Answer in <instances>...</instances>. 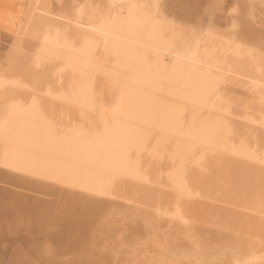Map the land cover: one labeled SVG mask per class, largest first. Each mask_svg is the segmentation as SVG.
<instances>
[{"label":"rangeland","instance_id":"obj_1","mask_svg":"<svg viewBox=\"0 0 264 264\" xmlns=\"http://www.w3.org/2000/svg\"><path fill=\"white\" fill-rule=\"evenodd\" d=\"M255 1H256V4L254 5V7L253 6L251 7L247 0H221V1L220 0H212V1L211 0H0V65H2L3 68H5L4 71L2 70V72H0V84H1L0 85V89H1L0 91L3 92V91H5L4 89L11 88L12 90L14 89V90H17V91H19L21 93H25V92H27L28 94L30 93L29 97L36 98V96L39 95L38 98H40V99H37L38 100V102L36 103L37 105H34L33 107H29L28 106V107H25L23 109L24 115H21V116H24L25 120H27V121L25 122L23 119H22L23 122L19 121V125H23L21 127L24 130L20 129V131L22 133L21 134H17V136L19 135L18 136V139H19L18 143H16L17 144L16 145V149L18 150V152H17L18 159L16 160L14 158L10 162L12 164V166L15 167V171H13L14 174L12 176L13 178L11 177L9 179L10 181L6 180V175H7V171H8L7 168L9 166H8V164H6V162L4 160H2V161L0 160V233L4 234V235L10 233L11 236H12V241L10 243H8V240L5 239L6 236L0 235V264H36L37 262H38L37 264H65V263H67V264H90V262L92 264H101V262H102V264H110L111 263V259L109 258L110 255L108 254L109 256L107 255L108 257L107 258L105 257L106 254L108 253L110 247H112V248L116 247V248H119V250L120 249L121 250L129 249V248H126L127 247L126 245H128L126 243H128V242L130 243L133 240L134 237L131 236V235H133V233H134L133 236H136L137 227L138 226L140 227L143 224V227L145 229L146 223L144 222V220H145L144 218H147L145 216V214L150 212V211L157 210L159 208V206L160 207H164V204L166 202L164 201L163 195L159 194V196H158V193L161 192L163 194L164 191L162 189H164V188H162V186L165 187L164 184L166 185V183L168 181H170L168 177H171V174H172V176L173 175L177 176L178 172L180 173V171H178V169L176 168L179 165H177L178 162H176L174 160L175 157L173 156L172 151L168 152L166 148L162 149L164 147L163 146L164 144L162 143V139L161 138L164 135H166V134H168V135L173 134V132L176 129H178L176 132H179V134H180V131L183 128H185V126H186V128L183 129V131L181 133L182 134H186L188 137L192 136V139H194V141L197 140L198 142H202V140H201V137H202L201 132L202 131L201 130L204 127H202L201 122L199 123V121L198 122L195 121L196 119L194 121H193V119L192 120L189 119L187 121L185 119L187 125H188V123H190L192 121L191 123H193V125L195 126L194 127L192 124H190L191 126L188 125V128L189 127L193 128V129L189 128L191 130V131H189V130H187L188 129L187 125L184 124V122H185L184 118H182V117L180 118L179 117V120H178V118H176L175 121H174V119L172 118L173 114H171V112H168L169 114L165 113L164 112L165 110H164V111H161L163 113L160 112V114H158L157 117L159 118L161 116V114H162L161 117L162 118L164 117V118L160 119V120L162 122H164V123L166 122V123L162 125L161 124L162 122H160V123L158 122L159 123L158 124L156 122V120L158 119L157 117H156L157 119L156 118H154V119L151 118V122L152 121H154V122H152L153 126L150 127L151 129H153L154 125H155V122H156L158 125L156 124L155 128L158 129L159 127H161L159 129H160V132L162 134H159L158 131H157L158 133L156 131H154L155 134H153V131H152V133H148V131H147V133H145V131H143L145 134L142 133V132L140 133V131H139L138 133L134 132L129 137V138H132L133 141H135V140L139 141L140 140L139 142L136 141L135 143L134 142L132 143V140L130 139L131 141L129 142L130 143L129 147H131V148L128 147L124 151L126 153L125 154L126 156L122 155L123 158L126 157V159H127V156H129V155L131 156L132 154L134 155L135 159H133V155H132L131 158L129 156V158L127 160H125V158H124L125 161L123 160L124 163L128 162L127 163L128 166L127 165L126 166H127V169H130V171L129 170H125L126 167H125V165H122L124 163L121 160V162H118V163L115 164V166L117 167L118 164L122 163V164H120L121 166L118 165V166H120L118 168H120L121 170L120 169L119 170L115 169V170H117V171H114V172H116V174L113 173V170H114L113 167L109 166V168L111 167V169H112V176L109 175L108 172H106L107 174L104 177L103 172H101L102 170L100 169L99 164H95V166H94V164H91V165H88V166H85V167H81V170L78 169L77 171L74 172L72 162L70 161L71 159H69L68 161H66V159H65V161H62V163H59V167L56 168V171H55L54 164H52L53 161L51 160V158L48 157L46 149H48L47 151H51V149L53 151L59 150V149L56 150V147H57L56 144H61L63 142L64 143L69 142L70 138H73L72 136L76 135V133H79V135L82 134L80 136H82L83 138H85L89 142L91 141V143L93 142L92 144L97 146L98 143H99V139L96 136V134L101 132V128H103L102 127V123H103L102 122L103 121L102 117H103V112H104V106H106L108 104V99L106 100V98H109L111 96V92H113L114 89H116L117 85L119 86L122 83V81H124V79H126V78L128 79V77H129L127 72L123 71L124 69H122V68H120L119 66L116 65V61L117 60H115V62H114V58H115L114 56H117L116 59L118 58L117 50H115L116 51L115 52L114 51L115 47L113 46V44L112 43L110 44L109 40L105 39V38H108V34L110 33V30H115L114 31L115 36L116 35L119 36L118 40H120V41L124 40L123 42H125L126 45L129 44L128 43L129 39L127 37L130 34H131L130 35L131 36V39H130L131 41L133 39H135V36L136 37H139V36L145 37V35L146 36L148 35L145 38H148V39L150 38L149 39V42H150L151 36L155 37L158 33H160L162 35H164L166 33L165 36H162V35L159 34L161 38L159 37V35H157L156 36L158 38L157 40H156V38L153 37L152 39H154L155 41L151 40V42L149 43L150 46L152 44L153 45L158 44V42H159L158 40L160 39V41L162 40L161 42H159V44L161 45L160 47H162V48L166 47L165 48L166 50L162 51V49H161V51H162V58L161 59L166 58V56H168V55H169V58L170 57L171 58L167 59L168 58L167 57L166 60H164V59L162 60L163 64H161V67H163V68H161V69L165 73L177 72L178 71V74H179V71H180L179 70L180 69L179 68V61L176 58L177 55L175 56L173 54L174 52H172V50L169 49L170 46H169V48L167 47V44L169 45V42H172V41L175 42L176 41L175 43H177V39H175L176 37L179 38L178 40H180V42L178 41L179 44L177 43L179 46H180L181 43H185L186 44V45L185 44L184 45L181 44L180 47L187 46L188 50H190V55H191V53L193 54V55L190 56L193 60H194L195 57L198 58V59L199 58L201 59V57H202V60L199 59L198 61L203 62V59L207 60V62L209 61L208 63H205L206 61H204L203 62L204 64L203 63L200 64V67L202 69L204 68L205 70L210 71L212 67L216 68L215 70H214V68L211 70L212 73H213V71L214 72L216 71V73H214V75H213V77L215 76L214 79L215 80H219V79L222 80L221 79V77H222L223 80H225V81H222V84H224V83L225 84L223 85V87L220 88V90H222V91H220L219 93H216L215 96H213V94L210 95V96L212 98H214V97L215 98H219L218 101L223 103V105H227L228 107L230 105H233L234 103H236L235 101L238 99L237 102H239V101L240 102L236 103L234 105V106H236V109H235V107H234V109L236 110V113H239L241 116H237L236 119H233V121H235V122L232 121L230 123L231 126H232V124H233V126L232 127L230 126L231 130H229L228 135H226L228 141L226 140V136H225L224 132H222V130H220L222 132L221 133L222 135H220V133H219V135L221 136L220 143L215 145V147L217 146V149H215V153H213V155L215 157L211 156L212 153H210L208 151V149L205 148V146L203 145V142H202L201 143L202 147L200 146V149L198 151L190 153L188 155V158L186 159L185 163H187V164L189 163V165H187V168L195 177L197 175H198V177H200V178L196 177L197 179L201 180L202 177H204L205 175L208 176V178H210V180H207L208 178L206 176L203 178V179H205V181L207 180V181H209V183L210 182L212 183V187L209 185L208 182L205 183V184L208 183L207 186L204 185V183H203L202 185H204L206 187V188L204 187L206 190H203V191H210L211 190L210 193L215 194V196H217V197H219V196L223 197L224 196L223 199L221 198L222 201L226 200V199L224 200V198H228L225 201L226 203L224 202L225 203V210L228 207L227 208L228 211L227 210L223 211V210L219 209L220 211H222L221 214H223V217L221 216V214H218L217 218H220V219L223 218L222 220H224V221H226L227 219L228 220L230 219L229 222H231V223L236 221L235 216H234L236 214L233 213L234 211H232V210H235V211L238 212L239 210H237V209L238 208L241 209V205H240L241 203L237 200L238 198L234 202L231 201V200L234 199L233 198L234 197L233 193H236L237 195H240L242 193L241 197L243 196V199L242 198L239 199L240 201L241 200L244 201V202L245 201L247 202V200L250 201V202L248 201L249 203L248 202L247 203H243L241 201L244 204L242 209H241V211H242L241 214H243V212H244V216L247 213H249V214L253 213V215H254V213L258 210V206L260 205V203H262L260 206L261 207L263 206V208H264V199H263L264 195L261 194V193H264V192H261L263 190L261 188L262 185L264 187V176H262V175H264L263 174V171H264V151H263L262 148L260 149L256 139L254 138V135H255L256 138H261V136H262V138H264V118H263L264 117V112L258 107V104L255 102V100L257 99V96L255 95V93H254V98H256V99L248 98L247 94L243 93V91H242L243 89L240 88V86L242 87V85H241L242 81L239 80V78L236 76V74L233 75L234 73H231V76H229V74H227L226 72L224 73L222 71L228 63L230 64V67H232L233 70L239 69V67L241 68L243 66H244V68L249 69L244 63V61H245L244 60V57H245L244 55L249 57L255 63L259 61L258 62V64H259L260 61H261V64H264L263 63V61H264V4L262 2H260L259 0L258 1L255 0ZM257 2H259V3H257ZM88 7H89V11L87 10ZM204 8L206 10H208V12H209L208 14H209V16H211V18L209 17V19H211L210 21H212L211 27L213 29V34L215 36H217L216 39L219 40V42H221V44L224 43L223 45H226L227 47L230 46V47H228V49H229L228 52L229 53L227 51L224 52L223 48H222L223 45L221 46L215 39H213V40L210 39V41L208 40V42L210 43V45H208L209 43H207V40L204 39L203 36L199 33L200 32L199 30L201 28H200V23H199L200 21H198V17H199L198 14ZM199 9H201L200 12H199ZM195 12H198V14L195 13ZM235 13H237V14H235ZM82 14H83V16H82ZM84 14H86V15H84ZM84 16L86 17L85 19H84ZM87 16L89 18L91 16L93 17L94 22H95V29H93L92 32L84 33L82 27L85 26L86 21L88 20ZM118 16L120 17L119 18L120 21L118 20ZM150 16H152V17H150ZM95 17L97 19H95ZM153 17H155V18H153ZM98 18H101V19H98ZM114 18H116V20H114ZM149 18H151V19H149ZM185 18H187V19H185ZM194 18H197V19H195V20H197V23L194 21ZM133 19H134V21H133ZM144 19H146V21H145L146 23H144ZM83 20H85V21H83ZM97 20H100L101 22L97 21ZM110 20L111 21L114 20V21L111 22ZM117 20H118V23H119V25L121 27L120 28L121 32L119 31V29L116 32L117 27H115V29H112V25H113L114 22H115L114 26H116V24H117V26L119 27L118 23L116 22ZM148 20H152L153 22L151 23V21H148ZM108 21H109V23H108ZM120 22H122V24H120ZM157 22L159 24H161V25H159ZM141 23H143L144 25L141 26ZM162 24L164 25V28L162 27ZM145 25L147 26V28H145L146 27ZM166 25H167V28L168 27L171 28V29H169V31L166 30L167 29ZM184 25H185V27H183ZM192 25L195 26V27H193V29H191ZM76 26H78L79 29H78V27L76 28ZM80 26H81V28H80ZM188 26H189V28H188ZM160 27L163 28V29L161 30ZM126 28H128L130 32L125 30V33H124V29H126ZM130 28H131V30H130ZM154 28L156 29V31H157L156 33L157 34L153 33V32H155ZM195 28L199 29L198 31L196 30V34L197 35L194 34L195 33L194 32ZM214 28H217V30L214 29ZM136 29H137L138 32L136 31ZM146 29H147V31H149L150 29H152V30H150L148 33L147 32L143 33L144 36H143V34L141 35V33L143 31H146ZM105 30H107V31L105 32ZM172 30H173V32H172ZM79 31H80V33H79ZM103 31H104L105 34L108 33V34H106L105 38H103L105 36V34H104V36L102 34ZM162 31H165V32L163 33ZM220 31L221 32L223 31V32L220 33ZM133 32H136V33H133ZM170 32H172V33H170ZM138 33H139V36H138ZM149 33L151 35H149ZM85 34H87L88 37L85 36ZM123 34H126V36H124ZM152 34H154V35H152ZM199 34L201 35V38L203 39V41L206 40L205 42L208 45V47H210L209 48L210 51L207 50L208 49L207 46L204 49L206 44H205V42L202 41V39H200V35ZM217 34H219V35H217ZM77 35H78V37H77ZM112 35H113V33H112ZM180 35H182V38H181ZM183 35H184L185 38L183 37ZM186 35H187V38H186ZM191 35H192V37H191ZM222 35H224V36L226 35V36L222 37ZM79 36H81V37H79ZM82 36H84V37H82ZM196 36L198 37L197 41H196V38H197ZM173 37H175V38H173ZM170 38L175 39V41L173 39H172V41H170L171 40ZM191 38L193 40H191ZM222 38H224V39H222ZM249 38H251V39H249ZM186 39H187V41H186ZM220 39L224 40V42L221 41ZM164 40H166L167 43H165ZM183 40L186 41L187 43L184 42ZM226 40H227V42H226ZM96 41H98V42H96ZM188 41L197 42V44H199V45L202 44L204 46L203 47L201 46L202 47L201 48L198 45L197 47H199V48H197V51H196L195 45H197V44L196 43H192V42H188ZM88 42H89V44L87 45V47L90 45L89 48H87L86 45H84V44H87ZM105 42H106V44H108L107 46H106V44H103ZM133 42H131V45L133 44ZM162 42L164 44H162ZM199 42H201V44ZM215 42H217L216 45H215ZM66 43L68 45H70L71 47L68 46ZM82 43H83V45H82ZM92 43H94V44H92ZM187 44H189V45H187ZM96 45H98V47ZM145 45H146V47L148 46V44H145ZM153 45H152V47H150V46L149 47L153 48ZM82 46H83L84 50H82V48H80ZM93 46H95V47H93ZM188 46H190V47H188ZM218 46L221 49L219 48L218 54H215L217 52V50H218ZM233 46L239 48V50L236 51L235 49L232 48ZM84 47H86V48H84ZM214 47H216L217 50L215 49L216 51L213 52L212 50H214ZM258 47H260V48H258ZM66 48H68V49H66ZM77 48L79 49V51H78ZM252 48H253V51H252ZM74 49H76V50H74ZM87 49H88V51H87ZM193 49H195L194 51H196V54H194ZM199 49H201V50H199ZM203 49H204V51H203ZM69 50H74V51L72 52V51H69ZM103 50L106 51V52H104ZM168 50H171V51H168ZM191 50H192V52H191ZM259 50H261V51H259ZM166 51H168V52H166ZM201 51H202V54H201ZM249 51L252 52L251 56L249 55V54H251V53H249ZM206 52H207V55H206ZM164 53H166V54H164ZM221 53L223 55L222 58L220 57ZM232 53H235V54H232ZM239 53H241V54H239ZM255 53H256V55H255ZM259 53H260V55L261 54L262 55L258 56ZM101 54H103V55H101ZM104 54H106V55H104ZM172 54L175 57L173 56V58H172V56H171ZM199 54H201V55H199ZM112 55H113V57H111ZM195 55H198V56H195ZM211 56H212V58H211ZM223 57L227 58V60L225 58H223ZM258 57H259V59H257L258 61H256V58H258ZM213 58H214L215 62L212 60ZM232 58H233V60L235 59L234 60L235 64L237 62L236 61L237 59H238V62H239V60H241V61L243 60V61L239 62V63L237 62L238 65L239 64L240 65L238 66L236 64L237 66H235L234 63H233L234 61H230L229 60V59L232 60ZM262 58H263V60H262ZM208 59H210L211 61L208 60ZM222 59L223 60L225 59L224 62H226V63H224ZM216 61H218V63ZM220 61L223 62V65H222V62H220ZM167 62L168 63L170 62V63L167 64ZM177 62H178V64H177L178 66L176 65ZM230 62H232L233 65ZM214 63H215V66H214ZM216 63H217V65H216ZM242 63H244V64H242ZM207 64H209V65H207ZM212 64H213V66H212ZM164 65H166V67ZM206 65L208 66L209 70H208ZM167 66H169L168 70L166 69V68H168ZM173 66H174V68H173ZM170 67H172V68H170ZM175 67L176 68L178 67L177 70L175 69ZM261 67L263 69L264 65H261ZM221 68H222V70H220ZM250 69L254 70V68H252V67H250ZM68 71H70V72H68ZM218 71H220V73L222 71V73H224V74L221 73V75H220V73ZM224 71H225V69H224ZM84 72L86 73L85 75H84ZM76 73H78V74H76ZM254 73H255V71H254ZM215 74H218V76H216ZM224 76H225V78H224ZM234 76H236L235 78H236L237 82L235 81ZM93 77H94V79H93ZM213 77H212V79H213ZM55 79H57V80H55ZM116 79L118 81L120 80V82H118ZM199 79H200V77L197 78L196 80H199ZM257 80H259V79H256V82H258V84L260 85V89L261 90L264 89V79H261V81H257ZM82 81H83V83H82ZM78 82H79V84H78ZM114 83H116V84H114ZM182 83L183 82H181V84ZM227 83H228V85H227ZM261 84L263 86H261ZM182 85H184V86L180 87L181 89H183L185 87L188 89V87H189L187 83L186 84L183 83ZM236 85H237V88H236ZM74 86H75V89H71V87H74ZM112 86H115V87H112ZM179 86H181V85H179ZM228 86H229V88H228ZM107 89L108 90L111 89V90L108 91ZM238 89H239V91H242V92L239 93ZM240 89H242V90H240ZM192 91H194V90L192 89ZM192 91H190V92H192ZM221 92H223V93H221ZM193 93H195V92H193ZM193 93H191V95H193ZM224 93H225V95H224ZM235 93L239 97L243 93L242 94L243 96H241L243 98H241V97L238 98L237 96H235ZM87 94H90V95H87ZM82 95L84 97H82ZM106 95H107V97H106ZM217 95H219V96L217 97ZM221 95H224V97L221 96ZM227 95L229 97L231 96L230 97L231 100L229 99V97L227 98ZM210 96H208L206 98V100L208 99L209 102H208V100L207 101L205 100V104H207L205 109H209V110H210V108H212L210 100H212V101L214 100V99H211ZM3 97H4V94H3ZM103 97L105 99H103ZM222 97L224 99H226V102H225V100ZM234 97H236V99H234ZM41 98H43V99H41ZM81 100H84V102L81 101ZM246 100H247V102H246ZM77 101H80V102H77ZM90 101H91V103H90ZM81 102H83V103H81ZM85 102H87V104ZM243 102H245V103H243ZM73 103H74V105H73ZM79 103H81V104H79ZM182 103L184 104V101ZM84 104H86V105H84ZM135 104H137V103H135ZM239 104H240V106H239ZM246 104L247 105L249 104V106H250L249 108L246 109L249 112V114L246 117L247 118H253V119L255 118L256 120L258 119V122H256L254 124V126H252V127L256 128L254 131H250V132H245L244 133V132L240 131V128H238V126L235 123H237L236 121H238V120L241 121L243 119L244 112H246L245 110H243V108H244V105H246ZM3 105H5V103H3ZM176 105H177V102L175 103V106ZM212 105H213V102H212ZM100 107L103 110H101ZM237 107H238V109H237ZM27 108L30 109V110L26 111ZM229 108H232V106L229 107ZM250 109L255 114L252 115V112H251ZM253 109H254V111H253ZM72 110H74V111H72ZM231 110H233V108ZM19 111L20 110H18L17 113L21 112V111L20 112ZM46 111H48V112H46ZM66 111H67V113H66ZM175 111H176V109H175ZM261 111H262V113H261ZM59 112H60V114H59ZM72 112L75 113V114H73ZM40 113H42V114L40 115ZM71 113H72V115H74V118L76 119L77 122L75 121L74 118H73L74 120L73 119H69L70 117L67 116V115L71 114ZM205 113H207V112H205ZM167 114H168V116H167ZM204 115H206V114H204ZM168 117H170V118H168ZM11 118L15 119L14 116L11 117ZM164 119L166 121H163ZM98 120H100V121H98ZM167 120L171 121V122L168 123ZM182 120H183V125H185V126H183L182 123L179 124L180 121L182 122ZM70 121H72V122L74 121V122L72 123ZM172 121H174L173 122L174 123L173 127L175 129L174 128L171 129V126L173 124L171 126L169 125L170 128L167 126L168 124H171ZM177 121H178L177 124H179V125L176 124ZM188 121H190V122H188ZM21 122H22V124H20ZM31 122H32L33 125L31 124ZM194 122H197V123H194ZM26 123H28V124H26ZM27 125H29L31 127L28 128L29 126H27ZM175 125L179 126V127L176 128ZM235 125H236L238 131H237L236 127H234ZM24 126H25V128H24ZM96 127L97 128L99 127V129H97ZM1 128L2 127H0V129ZM155 128L153 130H156ZM163 128H166V129L164 130ZM32 129H34L33 130L34 132L37 131L38 134L42 135V138H43V134L45 135V137L42 139L40 137V135H38V134L35 135L36 132L34 133L32 131ZM168 129H170V130H168ZM210 129H212V128H210ZM96 130H97V133L95 132ZM207 130H209V129H207ZM207 130H206V132H207ZM169 131H171L172 133H170ZM185 131H187V132L189 131V132L186 133ZM195 132H196L197 135L195 134ZM210 132H211V130H210ZM240 132L242 133V135H240L241 134ZM31 133H33V134H31ZM150 134L153 137H151ZM174 134H175V132H174ZM24 135L26 137H24ZM168 135H166V136H168ZM195 135H196V139L194 137ZM199 135H200V138H199ZM66 136H68V137L65 138ZM228 136H230V137H228ZM240 136H241V141H240L241 144L239 143ZM22 137H23V139H21ZM32 137H33V139H32ZM48 137H50V138H48ZM242 137H244V138L247 137V138H245V139L243 138L242 139ZM24 138H25V140H24ZM37 138L40 141L38 140L36 142ZM155 138L158 139V140H155ZM222 138H223V140H222ZM248 138H251V139H248ZM44 139H46V140H44ZM64 139H65L66 142L64 141ZM66 139H69V140H66ZM145 139L147 141L148 140L149 141L147 142ZM22 140H24V141H22ZM263 140L264 139H261L262 144L264 143ZM41 141L44 144H42ZM48 141H49V144H47L45 146V144ZM59 141L61 143H59ZM150 141H152V142L150 143ZM158 141H161V142H159L160 145H159V143H157ZM186 141L187 140H185L184 142H186ZM224 141H226V142H224ZM54 142H55V145H54ZM19 143H21V144H19ZM64 143H63V146L65 147ZM72 143H74V142H72ZM72 143L69 142V144L67 146L69 147ZM142 143L143 144L145 143V144L143 145ZM154 143H157L159 146L156 145V144L153 145ZM252 143H254V144L252 145ZM255 143H257V144H255ZM140 144H141V148L143 146L142 150L138 148V147H140ZM262 144H260V145H262ZM132 145L135 146V147H133ZM146 145H151V147L148 146V148H149L148 149V148H146L147 147ZM155 146H157L158 149L160 148L161 150L159 149L157 151V149H156L157 147H155ZM221 146H224V148L221 147ZM256 146L259 147V148H257ZM61 147H62V145H61ZM153 147H154V149H153ZM43 148L45 149V151H43L44 150ZM135 148H137V149H135ZM225 148H226V150H225ZM235 148L236 149L238 148L237 149L238 151ZM240 148H241V150H240ZM22 149H24V150H22ZM150 149H151V151H150ZM152 149L155 151V153L154 154H147L148 151H149V153L154 152V151H152ZM162 150H164V151H162ZM217 150H219V151H217ZM137 151L139 152V154L136 153ZM156 151H157V153H159V151H161L162 154H164V155H162L161 152H160L159 154H161V155L158 156V154H156ZM165 151H167L168 154L164 153ZM127 152H129V155H128ZM201 152H203V153L201 154ZM204 152L208 153V154H205ZM216 152H218V153H216ZM220 152H221V154H220ZM240 152H241V154H240ZM69 153L70 152L68 150H65L64 151V156L66 157V155H69ZM141 153H142V155H140ZM146 154L149 155V156H147ZM165 154L167 155V157L165 156ZM217 154H218V156L220 154L219 158L223 157V159L220 160L217 157ZM154 155H155L156 159H154V161H153L152 158L154 157ZM140 156H142L143 159ZM163 156L165 157V159L163 158V160H162ZM168 156H170V157H168ZM139 157H140V159H139ZM157 157H159V158H157ZM147 158H151V159H147ZM166 158L167 159L170 158V159L167 160ZM259 158H260V160H259ZM130 159H132V160H130ZM141 159L144 160L143 163H142ZM188 159H191V160H188ZM217 159H219L220 163H223V162L227 161L226 163H223L225 165V167H224L223 164L220 165ZM224 159H226V160H224ZM128 160H130V162L132 164H130V162ZM133 160H135L137 162L136 163L134 161L135 165L133 164ZM138 160H140V162ZM146 160H148V162H146ZM159 160L160 161H164V162H160ZM246 160L249 162L251 167L249 166L248 163H246L247 162ZM258 160L261 161L262 163L261 162L259 163ZM191 161L194 162V163H192ZM23 162H25V164H27V168H28L27 172H28V174L21 173L20 170L17 169V168H19L18 165L23 163ZM173 162H174V166L175 167L173 166ZM238 162H240V163H238ZM66 163H67V165H66ZM170 163L172 165H169ZM200 163H201V166H200ZM209 163H211V167H213V168H211V170L214 169L215 172H216V173H214V171L212 170V173L216 174V176H214L212 173H210L211 170H210V167H209L210 166ZM258 164H260V165L258 166ZM132 165H134V166H132ZM136 165L139 166V167H137ZM163 165L164 166L166 165V167L164 168ZM239 165L241 166V168H238ZM103 166H105V165H103ZM170 166H171V168H170ZM192 166L195 167V168L193 167L195 170L192 168ZM246 166H247V168H246ZM254 166H256V167L254 168ZM121 167L122 168L124 167L125 168L124 170L125 171H129V172H126L125 175H122V174L125 173V171ZM128 167H130V168H128ZM136 167H137L138 171L136 170ZM140 167L141 168L144 167V168L140 169ZM221 167H222V171H221ZM243 167H245V168L243 169ZM69 168L72 169V170H70ZM146 168H147V170H146ZM224 168H226V170ZM131 169H133V172H132ZM166 169H167V171H169V169L171 171L167 172ZM196 169H197V171H196ZM227 169L229 170L227 173L230 176V178H228V180H227V177H225V175L226 176H228V175H227V173L224 172V170L227 171ZM253 169H255V170H253ZM134 170H136L135 173L137 172L139 174H137V173L134 174ZM141 170H142V172H141ZM219 170H220L219 173H222L223 175L217 173ZM241 170H244V171L248 170V171L247 172H244V171L242 172ZM256 170H258V171H256ZM122 171H124V173ZM143 171H144V173H143ZM161 171H165V173L166 172L167 173L164 175L163 172L160 173ZM205 171H206V173H205ZM64 172H66V174ZM77 172H78V174L80 176V180L79 181L77 179V176L75 175V174H77ZM140 172H141L142 176H140ZM132 173L134 175H137V177L134 176ZM157 173H159V174H157ZM202 173H204L203 174L204 176L202 175ZM259 173H260V176H258ZM129 174H131L130 175L131 177L128 176ZM217 174H218V176H217ZM245 174H246V176L248 175L247 177L249 179L245 176ZM89 175H91L92 179L89 177ZM161 175H163V176H161ZM109 176H111L110 179H108ZM165 176H168V177H165ZM209 176H211V177H209ZM236 176L239 177V178H237ZM63 177H64V179H63ZM164 177L166 179H164ZM215 177H217V178H215ZM261 177H263V178H261ZM137 178H139V179H137ZM212 178H213V180L217 179L218 180V184L215 181H213ZM222 178H225L227 181L225 179L222 180ZM235 178H237V179H235ZM242 178H245L247 180L242 179ZM71 179H73V180L70 183ZM131 179H133L134 182ZM161 179H162V181H161ZM229 179H231L232 181L230 180V182H229ZM164 180H165V182H164ZM242 180H243V182H242ZM249 180H250V182H249ZM13 181H14V183H13ZM88 181H89V184H87ZM236 181L238 182V184H237L238 187L236 186V183H237ZM239 181H241V182H239ZM246 181H248V183ZM258 181L260 183H258ZM233 182H235V183H233ZM251 183L254 184V187L250 186ZM256 183H258L259 186ZM8 184H10V185H8ZM110 184H111L112 187H114L115 191H110V193H111L110 194V198L106 199V200H103V196H100V193H102V191H105L107 186H109ZM226 184H227L226 187H228V188H225ZM231 184L234 185L233 186L234 191L236 189L238 191L236 190V192L233 191V193H232ZM242 184H243V186L244 185L246 186V185L250 184L249 185L250 188L253 187L254 189H259V190H254L252 188L254 191L251 190L250 192H248L249 188L248 187L244 188L243 186L241 187ZM159 185H161V187ZM208 185H209V187H208ZM229 185H230V187H229ZM86 187H88L87 192L85 190ZM145 188H146V190H145ZM160 188H161V190H160ZM213 188L214 189L216 188V191L213 190L215 193H213V191H212ZM222 188H224L226 190V192H225L224 189L222 190ZM240 188L243 189L244 193L242 192V189H240ZM246 188L248 189V191H246ZM208 189H210V190H208ZM227 189H231V191L227 190ZM260 189H262V190L260 191ZM77 191H79V193H77ZM228 191H230L231 193H228ZM138 192H139V194H138ZM221 192H225V193H221ZM247 192L251 193V194H249L250 196L248 195ZM129 193H130V196L127 197L129 195ZM142 194H144L143 197L141 196ZM93 195H96L97 203L94 204V206H93L94 208L91 206V208L89 209L90 206L87 204L86 201L88 200V197H92ZM122 196H123V198H122ZM132 196L134 197L132 199L141 197L143 201L140 200L141 198L137 199L136 201L135 200L132 201V199H131V201H130L129 199ZM160 196H162V198H160ZM126 198H128V199H126ZM152 198H154L155 200L159 199L158 201H160L162 199V201H160L161 202L160 205H159L158 201H156L157 203L156 202H152V201H155ZM156 198H158V199H156ZM215 198L216 197H213V199H214L213 201H215L214 203L216 204ZM144 199H145L146 202L144 201ZM229 199H231V200H229ZM228 200L233 202V204L232 203L230 204V202ZM253 200L254 201L256 200V201L254 202ZM40 201H41V205L42 206H39L40 205ZM129 201H130V203H129ZM139 201H140L141 205L145 202L147 204V207H146V204L144 203L142 205V207L144 209H142L140 203L137 204ZM227 201H228V204H227ZM257 201H258V203H257ZM149 203H150V205H149ZM154 203L158 204L159 206H156V204H154ZM110 204H113V205H110ZM121 204L124 206V208H122L123 206ZM127 204H130L129 206L131 208H133L136 205L139 207V205H140L139 209H138V207H137V209L139 211H142L141 213L145 212V213H143L144 214L143 218H142L143 214L141 215L140 212H139L140 215L138 214V216H137V214H136L138 220L137 219H134V220L136 222L138 221L137 223L134 222V220H133V222H131V221L128 222L129 219H126V217H128V215L131 214L130 211H129V213L127 211V210L131 209ZM229 204H230L231 207L230 206H226V205H229ZM234 204H236V206ZM245 204L248 205V208L245 207L246 206ZM82 205H84V206H82ZM117 205H118V207H117ZM35 206H36V208H35ZM114 206H115V208L117 207L116 209H118V210L113 208ZM125 206L127 207L126 214H125V211H124L126 209ZM150 206L153 207V208H151ZM155 206H156V208H155ZM44 208L46 209V212L44 211L45 210ZM110 208H113V209H110ZM231 208H234V209H231ZM109 209L111 211H108ZM134 209H136V208H134ZM213 209H215L214 205H213ZM254 209H256V211ZM88 210H89V212H87ZM122 210L124 211V213L122 212ZM164 210L165 209L162 208L161 213ZM219 210H218V213H220ZM245 210H247V211H245ZM112 211L113 212L115 211V212L112 213ZM116 211H118L119 213H116ZM39 212L40 213L42 212V213L39 214ZM105 212H107L108 215H106L107 213L105 214ZM109 212H111L113 214L112 217H111ZM34 213H36V214H34ZM83 213H84V216H83ZM159 213H160V210H159ZM102 214L105 215V216H103ZM118 214H121L122 217H125V218H122L123 219L122 220L121 217H120L121 215H118ZM124 214H125V216H124ZM44 215L47 216V217H45ZM54 216H55V218L57 220L54 218ZM59 216H61V217H59ZM139 216H141L142 219L139 218ZM107 217H108V219H107ZM161 217H162V219L163 218L164 219L165 218L168 219L167 215H162ZM58 218H60L59 221H58ZM224 218H226V220ZM26 219H28V220H26ZM53 219H55L56 222L57 221L59 222V223L55 222L56 226L53 225L54 224L53 223ZM173 221L177 225V223H178L177 222L178 221L177 213L174 216V218H172L171 223ZM109 223L111 225L113 223V225L111 226ZM133 223H136L137 225L141 223V225L137 226L136 224H134V226L135 227L137 226V227H136V229H133V228H135V227H133ZM11 224H13V225H11ZM77 224H78L79 227L77 226ZM80 224L81 225L83 224V225H86V226L82 225V227H81ZM87 225H89V226H87ZM103 225H105L106 228ZM176 225H174V223L172 224V226H176ZM79 228L81 230H79ZM140 228H142V227H140ZM42 229H43V232H42ZM131 229H133L134 232H133V230L131 231ZM138 230L143 232V228L142 229H137V231ZM238 230H240V229H238ZM63 231H64V233H63ZM121 233H123V234L121 235L120 238H118L119 234H121ZM115 234L118 235V236H115ZM231 234L234 235L233 233H231ZM59 235H60V237H59ZM69 235H70V237H69ZM123 235H124V237H123ZM51 236H52V238H51ZM125 236H126V238H125ZM127 236H129L132 239L130 240V238H128ZM61 237H63V238H61ZM67 237H69V238L67 239ZM73 237H76V238L74 239ZM63 239H64V241H63ZM119 239H120V244H121V240H123L122 244H121L122 246L125 245L123 248H121L122 246L119 244ZM107 240H109V241H107ZM45 241H46V243H44ZM47 241H50V242H47ZM114 241H115V243H114ZM125 241H127V242H125ZM149 241H151V240H147V244H146L148 247H149L148 244H150V246H151V244L154 245L153 242L150 243ZM123 242H124V244H123ZM116 244H118V246L119 245L120 246L118 247ZM98 245H100V246H98ZM146 245H144V246H146ZM50 248L51 249L53 248L52 249L53 251ZM61 249L63 250V253H62ZM137 250H139V249H137ZM24 251H26V252H24ZM116 251L117 250H115V252ZM144 251L141 252V250H139L137 252V254H139V257L141 255V257L143 256V258H144V254H143ZM43 252H45L46 254L43 253ZM50 252H52V253L54 252V253L52 254ZM55 254H56L57 258H55L56 257V256H54ZM124 254H125V258H130V256H132V255H129V254L126 255V253H124ZM45 255L47 257H45ZM26 256H27V258H26ZM66 256H68V257H66ZM24 257H25V259H24ZM38 257H39V259H38ZM58 257H60V258H58ZM63 257H65V258L62 259ZM70 257L72 259H70ZM74 257H75V259H74ZM40 258H42V259H40ZM66 258H67V260H66ZM102 258H105V259H102ZM86 260H87L88 263L86 262ZM62 262H64V263H62ZM76 262H78V263H76Z\"/></svg>","mask_w":264,"mask_h":264},{"label":"bare ground","instance_id":"obj_2","mask_svg":"<svg viewBox=\"0 0 264 264\" xmlns=\"http://www.w3.org/2000/svg\"><path fill=\"white\" fill-rule=\"evenodd\" d=\"M212 1V0H211ZM221 1V0H220ZM248 1V3H249V5L252 7H254V5L256 4V1L255 0H247ZM258 1V0H257ZM260 2H262L263 4H264V0H259ZM224 3V2H223ZM257 3H259V2H257ZM238 7V6H237ZM87 10L89 11V7L87 8ZM200 10L201 9H199V12H200ZM92 11V10H91ZM149 12V11H148ZM84 13V12H83ZM158 13V12H157ZM195 13H197L198 14V12H195ZM194 13V14H195ZM209 12H208V10H206L205 8L203 9V10H201V12L198 14L199 15V17H198V21H200L199 23H200V30L199 29H197V28H195L194 29V34L195 35H197L196 34V30L198 31H200L199 33L203 36V38L204 39H206L207 40V43H209L208 42V40L210 41V39L211 40H213V39H215L221 46L224 44H221V42H219V40H217L216 39V37L217 36H215L214 34H213V29H212V27H211V23H212V21H210L211 19H209V17L211 18V16H209V14H208ZM110 14V13H109ZM146 14V13H145ZM196 14V15H197ZM217 14V13H216ZM235 14H237V13H235ZM84 15H86V14H84ZM93 15V14H92ZM144 15V14H143ZM190 15V14H189ZM197 15V16H198ZM214 15V14H213ZM82 16H83V14H82ZM90 16V15H89ZM149 16V15H148ZM146 17V16H145ZM150 17H152V16H150ZM195 17V16H194ZM86 17L84 16V19H85ZM87 18H88V20L86 21V24H85V26L84 27H82V29H83V31H84V33H89V32H92V30L93 29H95V22H94V19H93V17L91 16L90 18L87 16ZM109 18V17H108ZM119 16H118V20H119ZM139 18V17H138ZM147 18V17H146ZM153 18H155V17H153ZM189 18V17H188ZM95 19H97L96 17H95ZM98 19H101V18H98ZM111 19V18H110ZM135 19V18H134ZM134 19H133V21H134ZM141 19V18H140ZM148 19V18H147ZM149 19H151V18H149ZM185 19H187V18H185ZM195 19H197V18H194V21L197 23V20H195ZM76 20V19H75ZM109 20V19H108ZM114 20H116V18H114ZM113 20V21H114ZM118 20L116 21L117 23H118ZM142 20V19H141ZM175 20V19H174ZM214 20V19H213ZM83 21H85V20H83ZM97 21H100V20H97ZM111 21V20H110ZM113 21H111V22H113ZM120 21V20H119ZM146 21V19H144V23H146L145 22ZM148 21H151V23L153 22L152 20H148ZM192 21V20H191ZM101 22V21H100ZM99 22V23H100ZM131 22V21H130ZM129 22V23H130ZM137 22V21H136ZM169 22V21H168ZM108 23H109V21H108ZM115 23V22H114ZM114 23H113V25H112V29H115V27H117V29H116V32H117V30L119 29V31H120V25H119V23H118V25H119V27L117 26V24H116V26H114ZM133 23V22H132ZM135 23V22H134ZM150 23V22H149ZM158 23V22H157ZM176 23V22H175ZM188 23V22H187ZM186 23V24H187ZM98 24V23H97ZM101 24V23H100ZM103 24V23H102ZM112 24V23H111ZM120 24H122V22H120ZM159 24V23H158ZM174 24V23H173ZM104 25V24H103ZM110 25V24H109ZM140 25V24H139ZM142 25H144L143 23H141V26ZM159 25H161V24H159ZM178 25V24H177ZM196 25V24H195ZM122 26V25H121ZM138 26V25H137ZM136 26V27H137ZM146 26V25H145ZM144 26V27H145ZM197 26V25H196ZM216 26V25H215ZM78 26H76V28H77ZM114 27V28H113ZM135 27V26H134ZM162 27L164 28V25L162 24ZM182 27V26H181ZM180 27V28H181ZM183 27H185V25L183 26ZM192 28L191 29H193V27H195L194 25H192L191 26ZM80 28H81V26H80ZM102 28V27H101ZM111 28V27H110ZM132 28V27H131ZM131 28H130V30H131ZM143 28V27H142ZM145 28H147V26L145 27ZM144 28V29H145ZM149 28V27H148ZM161 28V27H160ZM159 28V29H160ZM163 28H161V30L163 29ZM166 28H167V25H166ZM188 28H189V26H188ZM78 29H79V27H78ZM97 29V28H96ZM105 29V28H104ZM108 29V28H107ZM123 29V28H122ZM121 29V30H122ZM128 28H126V29H124V33H125V30L126 31H129V29L127 30ZM133 29V28H132ZM155 29V28H154ZM169 29H171V28H167L166 30H168L169 31ZM178 29V28H177ZM214 29H216L217 30V28H214ZM102 30V29H101ZM142 30V29H141ZM150 30H152V29H150ZM149 30V31H150ZM165 30V29H164ZM174 30V29H173ZM173 30H172V32H173ZM185 30V29H184ZM190 30V29H189ZM107 30H105V32H106ZM113 31V32H112ZM114 31L115 30H110V33L108 34V33H106V34H108V38H105L106 37V34L104 33V31H103V36H104V34H105V36L103 37V38H105V39H108L109 40V42H110V44L112 43L113 44V46L115 47L114 48V51L115 50H117V53H118V58L116 59V57L117 56H114L115 58H114V62H115V60H117L116 61V65L117 66H119L120 68H122V69H124L123 71H126L127 72V74L129 75V77H128V79L126 78V79H124V81H122V83L118 86L117 85V87H116V89H114V91L113 92H111V96L109 97V98H106L107 97V95H106V100L108 99V104L106 105V106H104V112H103V117H102V127L103 128H101V132H99V133H97V130L95 131L96 133V136L98 137V139H99V143H98V145L97 146H95L94 144H92L91 143V141L89 142V141H87L85 138H83L82 136H80V135H82V134H80L79 135V133H76V135H73L72 137L73 138H70V143H72V142H74V143H72L69 147L67 146L68 144H69V142H67V143H64L62 140V142L65 144V147L63 146V143H61L60 141H59V143H61V144H56V150L57 149H59V150H57V151H53L52 149H51V151H47L48 149H46V152H47V155H48V157L49 158H51V160L53 161V163L52 164H54V169H55V171H56V168H58L59 167V163H62V161H65V159H66V161H68L69 159H71L70 161L72 162V165H73V170H74V172L75 171H77L78 169L79 170H81V167H85V166H88V165H91V164H94V166H95V164H99V166H100V169L102 170L101 172H103V175H104V177H105V175L107 174L106 172H108L109 173V175H111L112 176V169H111V167H113V173H115L116 174V172H114V171H117V170H119L120 168H118V167H120L121 165L120 164H122V163H120V164H118V165H120V166H118L117 165V167L115 166V164L116 163H118V162H121V160L123 161L124 160V158H125V160H127L128 158H129V152H127L128 153V155L129 156H127V159H126V157H124L123 158V156L126 154L124 151L129 147V142L132 140V143L134 142H139L138 140H135V141H133V139L132 138H129L134 132H136V133H138L139 131H140V133L142 132V133H144L143 131H145V133H147V131H148V133H152V131H153V134H155V132L154 131H158L159 132V134H162L161 132H160V129L159 128H161V127H157L158 129H156L155 128V126H156V124L159 122H162L160 119H163L161 116H162V114H161V116L158 118L157 117V115L158 114H160V112L161 111H164L165 113H168V112H171V114H173V116H172V118L174 119V121H175V119L176 118H178V120H179V117L181 118H184V121H185V119H186V121L187 120H192L193 119V121L195 120V121H199V123L201 122V125H202V127H204V128H202V132H201V135H202V137H201V140H202V142H203V145L205 146V148L206 149H208V151L210 152V153H212V157L214 156L213 155V153H215V149H217V146L215 147V145H217L218 143H220V139H221V136L220 135H222L221 133L222 132H224V134H225V136L226 135H228V133H229V130H231V128H230V126H231V122L233 121V119H236L237 118V116H241L239 113H236V106H234L236 103H239V102H237V100L235 101L236 103H234L233 105H230L229 107H231L232 106V108H233V110H231L232 108H229L227 105H223V103H221L220 101H218V99L219 98H212L210 95H212L213 94V96H215L216 95V93H219L220 91H222V90H220V88L221 87H223V85L225 84L224 82V84H222V81H225V80H223V78L221 77V79L222 80H215L214 79V77H213V75H214V73H216V71L214 72L213 71V73L211 72V70L214 68V70L216 69L215 67H212L213 66V64H212V68H211V70L210 71H207V70H205L204 68L202 69L201 67H200V64L201 63H203L204 61H206L205 63H208L207 62V60H205V59H203V62H200V61H198L199 59L198 58H196L195 56H198V55H195L194 57V60L190 57L191 55H193L192 53H191V55H190V50H188V48H187V46H185V47H180L181 46V44H185V43H181L180 44V46L178 45L179 43H178V41L180 42V40H178L179 38H175V37H173V38H175V39H177V43H175L176 41H175V39H173V38H170L171 40L170 41H172V39L175 41V42H169V45L167 44V47L169 48V46H170V48L169 49H171L172 50V52H174L173 54L176 56V58L178 59V61H179V74H178V71L177 72H169V73H165L161 68H163V67H161V64H163L162 63V60L164 59V60H166V58L167 59H170L169 58V55L168 56H166V58H163V59H161L162 58V51L163 50H166L164 47V49L162 48V47H160L161 45L159 44V42H161L160 41V39L158 40L159 42H158V44H155V45H153V48H150V47H152V45L150 46V42H151V40H153V41H155L154 39H152L154 36H151V40H150V42H149V39L148 38H145V37H147L146 35H145V37H142V36H139V33H138V36L139 37H136L135 36V39H133L132 41L130 40L131 39V34L130 35H128L127 33V35H128V43L129 44H125V42H123V41H120V40H118V37L119 36H115V34H114ZM118 31V32H119ZM123 31V30H122ZM135 31V30H134ZM136 31H137V29H136ZM149 31H147V29H146V31H143L142 33H141V35L143 34V33H148ZM155 32H153V33H155V34H157L156 32V29L154 30ZM192 31V30H191ZM190 31V32H191ZM96 32V31H95ZM109 32V31H108ZM121 32V31H120ZM138 32V31H137ZM163 33L165 32V31H162ZM161 32V33H162ZM167 32V31H166ZM172 32H170V33H172ZM184 32V31H183ZM189 32V33H190ZM223 32V31H222ZM221 31H220V33H222ZM226 32V31H225ZM15 33V32H14ZM79 33H80V31H79ZM112 33H113V35H112ZM133 33H136V32H133ZM132 33V34H133ZM151 33V32H150ZM149 33V35H151ZM186 33V32H185ZM218 33V32H217ZM219 33V34H220ZM237 33V32H236ZM101 34V35H102ZM126 34H123L124 36H126ZM160 33H158L157 35H159ZM174 34V33H173ZM180 34V33H179ZM193 34V33H192ZM199 34V35H200ZM219 34H217V35H219ZM227 34V33H226ZM229 34V33H228ZM80 35V34H79ZM82 35V34H81ZM152 35H154V34H152ZM156 35V36H157ZM160 35H162V34H160ZM160 35H159V37H160ZM166 35V33L164 34V35H162V36H165ZM168 35V34H167ZM177 35V34H176ZM189 35V34H188ZM201 35H200V39H202L201 38ZM85 36H87L88 37V35L87 34H85ZM143 36H144V34H143ZM154 37V38H156V40L158 39L157 37ZM181 36V38H182V35H180ZM194 36V35H193ZM226 36V35H225ZM224 35H222V37H225ZM77 37H78V35H77ZM79 37H81V36H79ZM82 37H84V36H82ZM90 37V36H89ZM130 37V38H129ZM133 37V36H132ZM150 37V36H149ZM172 37V36H171ZM183 37H184V35H183ZM191 37H192V35H191ZM197 37V36H196ZM195 37V38H196ZM91 38V37H90ZM93 38V37H92ZM134 38V37H133ZM137 38V39H136ZM161 38V37H160ZM166 38V37H165ZM185 38V37H184ZM186 38H187V35H186ZM194 38V39H195ZM220 38V37H219ZM243 38V37H242ZM86 39V38H85ZM95 39V38H94ZM99 39V38H98ZM102 39V38H101ZM163 39V38H162ZM197 39H198V37L196 38V41H197ZM199 39V40H200ZM222 39H224V38H222ZM222 39H220L221 41H223L224 42V40H222ZM249 39H251V38H249ZM42 40V39H41ZM191 40H193L192 38H191ZM206 40H204L203 41V39H202V41L203 42H205ZM214 40V41H215ZM94 41V40H93ZM134 41V42H133ZM152 41V42H153ZM165 41V43H167L166 42V40H164ZM184 41V40H183ZM186 41H187V39H186ZM186 41H184V42H186ZM201 41V40H200ZM96 42H98V41H96ZM102 42V41H101ZM104 42V41H103ZM131 42H133V44L131 45ZM157 42V41H156ZM188 42H192V41H188ZM217 42H215V45L217 44ZM226 42H227V40H226ZM248 42V41H247ZM75 43V42H74ZM78 43V42H77ZM84 43V42H83ZM83 43H82V45H83ZM187 43V42H186ZM192 43H196L197 44V42H192ZM200 44H201V42H199ZM231 43V42H230ZM67 44V43H66ZM72 44V43H71ZM89 44V42L87 43V44H84V45H86V47H87V45ZM91 44V43H90ZM92 44H94V43H92ZM103 44H106V42L105 43H103ZM145 44H148V46L146 47V45ZM162 44H164L163 42H162ZM204 44V43H203ZM205 44H206V42H205ZM68 45V44H67ZM66 45V46H67ZM73 45V44H72ZM108 44H106V46H107ZM186 45V44H185ZM187 45H189V44H187ZM199 44H197V45H195V48H196V51H197V48H199V47H197ZM208 45H210V43L208 44ZM208 45L206 44L205 45V47H204V49L206 48V46L208 47ZM212 45V44H211ZM234 45V44H233ZM237 45V44H236ZM68 46H70V45H68ZM78 46V45H77ZM81 46V45H80ZM90 46V45H89ZM89 46L87 47V48H89ZM97 47H98V45H96ZM105 46V45H104ZM105 46V47H106ZM150 46V47H149ZM155 46V47H154ZM158 46V47H157ZM164 46V45H163ZM200 47L202 46H204V45H199ZM213 46V45H212ZM211 46V47H212ZM235 46V45H234ZM232 47L233 49H235L236 51L237 50H239V48H237V47ZM71 47V46H70ZM69 47V48H70ZM86 47H84V48H86ZM93 47H95V46H93ZM100 47V46H99ZM104 47V48H105ZM157 47V48H156ZM188 47H190V46H188ZM192 47V46H191ZM194 47V46H193ZM201 47V48H202ZM228 47H230V46H228ZM228 47L226 46V45H223V51L224 52H228ZM243 47V46H242ZM43 48V47H42ZM75 48V47H74ZM80 48H82V50H84L83 49V46L82 47H80ZM101 48V47H100ZM167 48V49H168ZM209 48L210 47H208V49L207 50H209ZM219 46H218V50L216 49V47H214V50H212L213 52L214 51H216L217 50V52L215 53V54H218V51H219ZM244 48V47H243ZM258 48H260V47H258ZM52 49V48H51ZM66 49H68V48H66ZM78 49V48H77ZM103 49V48H102ZM161 49H162V51H161ZM192 49V48H191ZM204 49H203V51H204ZM216 49V50H215ZM221 49V48H220ZM246 49V48H245ZM39 50V49H38ZM43 50V49H42ZM64 50V49H63ZM74 50H76V49H74ZM74 50H69V51H74ZM171 50H168V51H171ZM195 49H193V52H194V54H196V51H194ZM199 50H201V49H199ZM78 51H79V49H78ZM86 51V50H85ZM87 51H88V49H87ZM90 51V50H89ZM93 51V50H92ZM104 51V50H103ZM168 51H166V52H168ZM210 51V50H209ZM208 51V52H209ZM233 51V50H232ZM252 51H253V48H252ZM259 51H261V50H259ZM41 52V51H40ZM71 52V53H72ZM104 52H106V51H104ZM116 52V51H115ZM191 52H192V50H191ZM44 53V52H43ZM66 53V52H65ZM205 53V52H204ZM220 53V52H219ZM229 53V52H228ZM227 53V54H228ZM249 53H251V54H249L250 56L252 55V52L251 51H249ZM54 54V53H53ZM114 54V53H113ZM164 54H166V53H164ZM171 55L172 56V58H173V56L174 55ZM198 54V53H197ZM201 54H202V51H201ZM201 54H199V55H201ZM211 54V53H210ZM213 54V53H212ZM232 54H235V53H232ZM239 54H241V53H239ZM243 54V53H242ZM254 54V53H253ZM46 55V54H45ZM44 55V56H45ZM56 55V54H55ZM101 55H103V54H101ZM104 55H106V54H104ZM115 55V54H114ZM204 55V54H203ZM206 55H207V52H206ZM248 55V54H247ZM248 55V56H249ZM255 55H256V53H255ZM262 55V54H261ZM260 55V53H259V55L258 56H261ZM95 56V55H94ZM109 56V55H108ZM174 56V57H175ZM222 53H221V58H222ZM245 57H244V63H245V65L249 68V69H246V68H244V66L243 67H239V69H235V70H233L232 69V67H230V64L228 63L226 66H225V71H224V69L222 70V68L220 69V70H222L224 73L226 72L227 74H229V76H231V73H234L233 75H235L236 74V76L239 78V80H241L242 81V83H241V85H242V87L240 86V88H242V89H240V90H242L243 91V93L244 94H247V97L248 98H254V93H255V95L257 96V99L256 98H254V99H256L255 100V102L258 104V107L264 112V89H260V85L258 84V82H256V79H259V80H257V81H261V79H264V68L262 69V67H261V65H264V64H261V61H260V63L258 64V60L257 59H259V57L258 58H256V61H258V62H253L249 57H247L246 55H244ZM254 56V55H253ZM81 57V56H80ZM90 57V56H89ZM105 57V56H104ZM111 57H113V55L111 56ZM159 59H158V58ZM209 57V56H208ZM216 57V56H215ZM214 57V58H215ZM226 57V56H225ZM225 57H223V58H225ZM233 57V56H232ZM263 57V56H262ZM211 58H212V56H211ZM214 58L212 59L213 61H214ZM229 58V57H228ZM242 58V57H241ZM93 59V58H92ZM161 59V60H160ZM207 59V58H206ZM220 59V58H219ZM218 59V60H219ZM226 60H227V58H225ZM225 59L223 60V62L225 61ZM261 59V58H260ZM175 60V59H174ZM173 60V61H174ZM200 60H202V57H201V59ZM208 60H210V59H208ZM221 60V59H220ZM230 61H234L233 60V58H232V60L231 59H229ZM228 60V61H229ZM262 60H263V58H262ZM113 61V60H112ZM168 61V60H167ZM211 61V60H210ZM237 62H238V59L236 60ZM243 61V60H242ZM241 60H239V62H242ZM93 62V61H92ZM96 62V61H95ZM105 62V61H104ZM165 62V61H164ZM171 62V61H170ZM169 62V63H170ZM176 62V61H175ZM215 62V61H214ZM217 63H218V61H216ZM220 62H222V61H220ZM223 62H222V65H223ZM236 62V64L238 65V63ZM166 63V62H165ZM164 63V64H165ZM168 62H167V64H169ZM217 63H216V65H217ZM224 63H226V62H224ZM231 64H232V62H230ZM234 63V65L235 66H237L236 64H235V61L233 62ZM244 63H242V64H244ZM263 63H264V61H263ZM70 64V63H69ZM172 64V63H171ZM178 64V62L176 63V65ZM204 64V63H203ZM175 65V66H176ZM207 65H209V64H207ZM206 65V66H207ZM219 65V64H218ZM233 65V64H232ZM240 65V64H239ZM238 65V66H239ZM163 66V65H162ZM165 67H166V65H164ZM172 66V65H171ZM178 66V65H177ZM214 66H215V63H214ZM234 66V67H235ZM245 66V67H246ZM5 67V66H4ZM168 68H166L167 70L169 69V66H167ZM221 67V66H220ZM250 67H252V68H254V70H251L250 69ZM119 68V69H120ZM170 68H172V67H170ZM173 68H174V66H173ZM178 68V67H177ZM177 68L175 67V69L177 70ZM207 68H208V66H207ZM238 68V67H237ZM4 69L5 68H3V66L2 65H0V72H2V70L4 71ZM262 69V70H261ZM84 70V69H83ZM208 70H209V68H208ZM237 70V71H236ZM247 70V71H246ZM261 70V71H260ZM172 71V70H171ZM174 71V70H173ZM222 71H221V73H222ZM254 71H255V73H254ZM68 72H70V71H68ZM219 73H220V71H218ZM218 73V74H219ZM221 73H220V75H221ZM224 73H222V74H224ZM68 74V73H67ZM76 74H78V73H76ZM86 73L84 72V75H85ZM218 74H215L216 76H218ZM226 75V74H225ZM65 76V75H64ZM78 76V75H77ZM236 76H234V79H235V81H236ZM87 77V76H86ZM169 77V78H168ZM200 77V79L199 80H196L197 78H199ZM212 77H213V79H212ZM66 78V77H65ZM224 78H225V76H224ZM83 79V78H82ZM93 79H94V77H93ZM217 79V78H216ZM55 80H57V79H55ZM59 80V79H58ZM74 80V79H73ZM117 80V79H116ZM238 80V79H237ZM238 80V81H239ZM63 81V80H62ZM118 81V80H117ZM227 81V80H226ZM118 82H120V80L118 81ZM181 82H183V83H187L188 84V89L185 87V88H183V89H181L180 87H183L184 85H182L181 84ZM196 82V83H195ZM237 82V81H236ZM82 83H83V81H82ZM75 84V83H74ZM78 84H79V82H78ZM114 84H116V83H114ZM233 84V83H232ZM240 84V83H239ZM263 84V83H262ZM261 84V86H263ZM1 85V84H0ZM179 85H181V86H179ZM227 85H228V83H227ZM234 85V84H233ZM187 86V85H186ZM2 87V86H1ZM112 87H115V86H112ZM231 87V86H230ZM4 88V87H3ZM228 88H229V86H228ZM236 88H237V85H236ZM262 88V87H261ZM49 89V88H48ZM71 89H75V86L74 87H71ZM109 89V88H108ZM107 89V90H108ZM192 89L194 90V91H192ZM1 90V89H0ZM5 91H3V92H1L0 91V127H2L1 129H0V160L2 161V160H4L5 162H6V164H8V171H7V175H6V180H8V181H10L9 179L13 176V171H15V167H13L12 166V164L10 163L11 161H12V159H18V155H17V152H18V150L16 149V143H18V136H17V134H21L22 132L20 131V129H22V130H24L21 126H23V125H19V121H22V119L26 122L27 120H25V118H24V116H21V115H24V113H23V109L25 108V107H33L34 105H37L36 103L38 102V100L37 99H40V98H38V96H36V98H34V97H29V95H30V93L28 94L27 92H25V93H21V92H19V91H17V90H12L11 88H7V89H4ZM111 90V89H110ZM110 90H108V91H110ZM196 90V91H195ZM231 90V89H230ZM234 90V89H233ZM47 91V90H46ZM107 91V92H108ZM190 91H192V92H190ZM235 91V90H234ZM238 91H239V89H238ZM242 91H239V93L240 92H242ZM193 92H195V93H193ZM227 92V91H226ZM225 92V93H226ZM236 92V91H235ZM44 93V92H43ZM86 93V92H85ZM191 93H193V95H191ZM221 93H223V92H221ZM220 93V94H221ZM225 93H224V95H225ZM242 93V94H243ZM3 94H4V97H3ZM45 94V93H44ZM43 94V95H44ZM75 94V93H74ZM106 94V93H105ZM219 94V95H220ZM230 94V93H229ZM241 94V96H243ZM50 95V94H49ZM87 95H90V94H87ZM102 95V94H101ZM219 95H217V97L219 96ZM224 95H221V96H223L224 97ZM231 95V94H230ZM240 95V94H239ZM196 96V97H195ZM208 96H210L211 97V99H214L213 101L212 100H210V103H211V107L212 108H210V110L209 109H205L206 108V105L207 104H205V100H206V98L208 97ZM220 96V97H221ZM235 96H237V94L235 93ZM240 96V97H241ZM41 97V96H40ZM82 97H84L83 95H82ZM103 97V99H105ZM222 97V98H223ZM229 96L227 95V98H228ZM231 97V96H230ZM230 97H229V99H230ZM238 98H240L239 96H237ZM31 98V99H30ZM45 98V97H44ZM241 98H243V97H241ZM245 98V97H244ZM247 98V99H248ZM41 99H43V98H41ZM78 99V98H77ZM102 99V100H103ZM224 99V98H223ZM234 99H236V97H234ZM253 99V100H254ZM76 100V99H75ZM86 100V99H85ZM101 100V99H100ZM208 100V99H207ZM206 100V101H207ZM225 100V102H226V99H224ZM223 100V101H224ZM231 100V99H230ZM229 100V101H230ZM245 100V99H244ZM243 100V101H244ZM252 100V101H253ZM81 101H83L84 102V100H81ZM184 101V104L182 103ZM41 102V101H40ZM77 102H80V101H77ZM83 102H81V103H83ZM101 102V101H100ZM132 102V103H131ZM177 102V105L175 106V103ZM208 102H209V100H208ZM212 102H213V105H212ZM231 102V101H230ZM229 102V103H230ZM246 102H247V100H246ZM3 103H5V105H3ZM71 103V102H70ZM81 103H79V104H81ZM86 104H87V102H85ZM90 103H91V101H90ZM135 103H137V104H135ZM243 103H245V102H243ZM86 104H84V105H86ZM183 104V105H182ZM216 104V105H215ZM228 104V103H227ZM232 104V103H231ZM41 105V104H40ZM73 105H74V103H73ZM78 105V104H77ZM90 105V104H89ZM255 105V104H254ZM66 106V105H65ZM76 106V105H75ZM238 106V105H237ZM239 106H240V104H239ZM44 107V106H43ZM81 107V106H80ZM234 107H235V109H234ZM250 106H249V104L247 105H244V108H243V110H245L246 112H244V117H243V119L240 121V120H238V121H236L237 123H235L237 126H238V128H240V131L241 132H250V131H254L256 128L255 127H252V126H254V124L256 123V122H258V119L256 120L255 118L253 119V118H247L246 116L249 114V112L246 110L247 108H249ZM257 107V106H256ZM97 108V107H96ZM208 108V107H207ZM240 108V107H239ZM13 109V110H12ZM64 109V108H63ZM69 109V108H68ZM100 109H101V107H100ZM175 109H176V111H175ZM205 109V110H204ZM237 109H238V107H237ZM255 109V108H254ZM254 109H253V111H254ZM18 110H20L19 112L20 113H17L18 112ZM27 110H30V109H26V111ZM101 110H103V109H101ZM100 110V111H101ZM251 110V109H250ZM62 111V110H61ZM60 111V112H61ZM72 111H74V110H72ZM235 111V112H234ZM238 111V110H237ZM262 111H261V113H262ZM46 112H48V111H46ZM60 112H59V114H60ZM81 112V111H80ZM205 112H207V113H205ZM251 112H252V110H251ZM66 113H67V111H66ZM73 113V112H72ZM72 113L71 114H66L67 116H69L70 118L69 119H73L74 118V115H72ZM95 113V112H94ZM161 113H163V112H161ZM42 113H40V115H41ZM62 114V113H61ZM73 114H75V113H73ZM169 114V113H168ZM168 114H167V116H168ZM204 114H206V115H204ZM239 114V115H238ZM253 114H255V113H253L252 112V115ZM39 115V114H38ZM100 115V114H99ZM98 115V116H99ZM15 117V119L14 118H11V117ZM77 116V115H76ZM251 116V115H250ZM158 119H157V118ZM263 117V116H262ZM66 118V117H65ZM151 118L152 119H154V118H156L157 120H156V122H155V125H154V128L156 129V130H153V129H151L150 127L151 126H153V123L152 122H154V121H152L151 122ZM168 118H170V117H168ZM258 118V117H257ZM264 118V117H263ZM75 119V118H74ZM73 119V120H74ZM49 120V119H48ZM101 120V119H100ZM100 120H98V121H100ZM69 121V120H68ZM75 121H76V119H75ZM163 121H166L165 119L163 120ZM168 121V120H167ZM174 121H172V123L171 124H166L168 127H169V125L171 126L172 124V126H171V129L172 128H174L173 126H174ZM186 121L184 122V124L185 125H187L186 124ZM23 122V121H22ZM22 122L20 123V124H22ZM30 122V121H29ZM70 122H72V121H70ZM74 122V121H73ZM72 122V123H73ZM77 122V121H76ZM171 121H168V123H170ZM188 122H190V121H188ZM187 122V123H188ZM192 122V121H191ZM188 123V125H190V124H192L193 125V123ZM197 122H194V123H197ZM233 122H235V121H233ZM242 122V123H241ZM98 123V122H97ZM101 123V122H100ZM158 123V124H159ZM166 123V122H165ZM164 122H162L161 124L163 125V124H165ZM178 123V121L176 122V124ZM182 123V125H183V120H182V122L180 121V123L179 124H181ZM26 124H28V123H26ZM25 124V125H26ZM31 124H32V122H31ZM43 124V123H42ZM157 124V125H158ZM179 124H177V125H179ZM33 125V124H32ZM165 125V126H166ZM185 125H183V126H185ZM188 125H187V128H188ZM199 125V124H198ZM236 125L234 126V127H236ZM27 126H29V125H27ZM93 126V125H92ZM164 126V127H165ZM176 126V125H175ZM182 126V127H183ZM191 126V125H190ZM194 126V125H193ZM197 126V125H196ZM232 126H233V124H232ZM231 126V127H232ZM31 126H29L28 128H30ZM100 127V126H99ZM99 127L97 128V129H99ZM163 127V126H162ZM177 127H179V126H176V128ZM195 127V126H194ZM200 127V126H199ZM198 127V128H199ZM24 128H25V126H24ZM36 128V127H35ZM34 128V129H35ZM94 128V127H93ZM170 128V127H169ZM185 128H186V126H185ZM185 128H183V129H185ZM190 129L192 128V127H189ZM187 129V130H189V131H191L190 129ZM197 128V127H196ZM210 128H212V129H210ZM34 129H32V131L34 130ZM164 130L166 129V128H163ZM175 129V128H174ZM183 129L180 131V134H179V132H176L178 129H176L174 132H175V134H174V132H173V134H170V135H168V134H166V135H168V136H166V135H164L161 139H162V143L164 144H162L164 147L162 148V149H167V151L168 152H171L172 151V153H173V156L175 157V161L176 162H178L177 163V165H179L178 167H176L177 169H178V171H180V173L178 172V175L177 176H172V174H171V177H168V176H165V177H168L169 178V180L170 181H168L167 183H166V185L164 184V186L165 187H163L162 186V188H164V189H162L164 192H163V194L160 192V193H158V196H159V194H161V195H163V198H164V201L166 202L165 204H164V207H160L159 205H160V201H162V199L160 200V201H158L159 199L158 198H156V199H158V200H155L154 198H152V199H154L155 201H152V202H156V201H158L159 202V205L158 204H156V203H154V204H156V206H159V208L157 209V210H154V211H150V212H148V213H146L145 214V216L147 217V218H144L145 220H144V222L146 223V225H145V229H144V227H143V224L141 225V223L140 224H138V225H141L140 227H142L143 228V232H141L140 230H138L137 231V229H142V228H140L136 223L138 222H136L134 219H137L138 220V218H137V216H138V214H139V212L141 213L142 211H139L138 209H139V207H140V205H141V203H140V201L137 203V204H139L140 203V205H139V207L136 205V206H134L133 208H131L129 205L130 204H127L131 209L130 210H127V207H126V209L124 210L125 211V214H126V212L128 211V213H129V211H130V213L131 214H129L128 215V217H126V219H129L128 220V222H133V220H134V222H136V223H133V227H135L134 226V224H136L137 226V229H136V227L135 228H133V229H136V232H137V234H136V236H133L134 235V230L133 229H131V231L133 230V235H131L132 237H134L133 238V240L129 243H126V244H128V245H126L127 247L126 248H129V249H123V250H119V248H112V247H110V249H109V251H108V253L106 254V258L109 256V258L111 259V263L110 264H264V208H263V206L261 207L260 205L262 204V203H260V205L258 206V210L256 211V209H254L256 212V214L254 213V215H253V213H251V214H249V213H247L245 216H244V212H243V214H241L242 213V211H241V209H242V207H243V203H247L249 200H247V202L245 201H240L239 199H243V196L241 197V194L240 195H237L236 193H233V191H234V189H233V184H231V186H232V193H233V200H231V199H229V200H231V201H235L237 198V200L241 203L240 205H241V209L240 208H238L237 210H239L238 212L237 211H235V210H232V211H234L233 213H235L236 215H234L235 216V219H236V221H234L233 223H231V222H229V220L227 219L226 220V218H224L226 221H224V220H222V219H220V218H217L218 217V214H221L222 213V211H220L219 209H221V210H223V211H226L227 210V208H226V210H225V201L228 199V198H224V200L225 201H222V199H223V197H217V196H215V194H212V193H210V189H208V190H210V191H203V190H206L205 188V186L204 185H206L207 186V184L209 183V181H207V180H210V178H208V176H206L208 179L205 181V179H203L205 176L203 175L204 173H202V175L204 176V177H202V179L201 180H199V179H197L196 177H198V173L196 174L197 176L195 177L189 170H188V168H187V165H189V163L187 164V163H185L186 162V159L188 158V155L190 154V153H192V152H196V151H198L199 149H200V146L202 145L201 143L202 142H198L197 140H195L194 141V139H192V136L191 137H188L186 134H182L181 132L183 131ZM193 129V128H192ZM207 129H209V130H207ZM234 129V128H233ZM236 129H237V127H236ZM94 130V129H93ZM168 130H170V129H168ZM195 130V129H194ZM200 130V129H199ZM206 130H207V132H206ZM210 130H211V132H210ZM220 130H222V132L220 131ZM260 130V129H259ZM31 131V132H32ZM162 131V130H161ZM172 131V130H171ZM171 131H169L170 133H172ZM188 131V132H189ZM220 131V132H219ZM233 131V130H232ZM231 131V132H232ZM237 131H238V129H237ZM34 132V131H33ZM36 132V133H35ZM34 133H35V135L36 134H38L37 133V131H35ZM157 132V133H158ZM164 132V131H163ZM166 132V131H165ZM186 133H188L187 131H185ZM200 132V131H199ZM240 132V133H241ZM144 133V134H145ZM156 133V134H157ZM192 133V132H191ZM219 133H220V135H219ZM233 133V132H232ZM237 133V132H236ZM235 133V134H236ZM16 134V135H15ZM31 134H33V133H31ZM164 134V133H163ZM190 134V133H189ZM195 134H196V132H195ZM200 134V133H199ZM209 134V135H208ZM259 134V133H258ZM23 135V134H22ZM38 135H40V134H38ZM85 135V134H84ZM151 135V134H150ZM149 135V136H150ZM197 135V134H196ZM196 135L194 136L195 137V139H196ZM240 135H242V133L240 134ZM49 136V135H48ZM86 136V135H85ZM148 136V135H147ZM146 136V137H147ZM156 136V135H155ZM158 136V135H157ZM232 136V135H231ZM251 136V135H250ZM261 136V135H260ZM24 137H26L25 135H24ZM38 137V136H37ZM40 137L42 138V135H40ZM45 137V135L43 134V138ZM56 137V136H55ZM68 136H66L65 138H67ZM82 137V138H81ZM133 137V136H132ZM151 137H153L152 135H151ZM159 137V136H158ZM228 137H230V136H228ZM253 137V136H252ZM35 138V137H34ZM39 138V137H38ZM37 138V140H36V142L39 140ZM40 138V139H41ZM42 138V139H43ZM48 138H50V137H48ZM88 138V137H87ZM150 138V137H149ZM199 138H200V135H199ZM244 137H242V139H243ZM245 138H247V137H245ZM244 138V139H245ZM254 138L256 139V141H257V143H258V146L260 147V149L262 148L263 149V151H264V143L262 144V142H261V139H264V138H262V136H261V138H256L255 137V135H254ZM21 139H23V137L21 138ZM28 139V138H27ZM32 139H33V137H32ZM41 139V140H42ZM53 139V138H52ZM131 139V140H130ZM138 139V138H137ZM140 139V138H139ZM142 139V138H141ZM239 139V138H238ZM248 139H251V138H248ZM24 140H25V138H24ZM24 140H22V141H24ZM44 140H46V139H44ZM48 140V139H47ZM66 140H69V139H66ZM97 140V139H96ZM146 140V139H145ZM153 140V139H152ZM155 140H158V139H156L155 138ZM185 140H187L186 142H184ZM222 140H223V138H222ZM226 140L228 141V139H227V136H226ZM234 140V139H233ZM254 140V139H253ZM21 141V140H20ZM40 141V140H39ZM56 141V140H55ZM58 141V140H57ZM64 141H65V139H64ZM147 141V140H146ZM149 141V140H148ZM147 141V142H148ZM154 141V140H153ZM232 141V140H231ZM240 141H241V136H240V139H239V143H240ZM245 141V140H244ZM264 141V140H263ZM33 142V141H32ZM66 142V141H65ZM152 141H150V143H151ZM159 142H161V141H158L157 143H159ZM224 142H226V141H224ZM27 143V142H26ZM30 143V142H29ZM41 143L42 144H44L42 141H41ZM53 143V142H52ZM58 143V142H57ZM141 143V142H140ZM157 143H154L153 145H158ZM231 143V142H230ZM229 143V144H230ZM233 143V142H232ZM245 143V142H244ZM257 143H255V144H257ZM19 144H21V143H19ZM47 144H49V141L45 144V146L47 145ZM139 144V143H138ZM143 144V143H142ZM145 144V143H144ZM143 144V145H144ZM241 144V143H240ZM249 144V143H248ZM254 143H252V145H253ZM260 144H262V145H260ZM31 145V144H30ZM54 145H55V142H54ZM61 145H62V147H61ZM134 145V144H133ZM132 145V146H133ZM137 145V144H136ZM159 145H160V143H159ZM158 145V146H159ZM239 145V144H238ZM39 146V145H38ZM44 146V147H45ZM60 146V147H59ZM138 146V145H137ZM147 147L146 148H148V146L149 147H151V145H146ZM240 146V145H239ZM35 147V146H34ZM48 147V146H47ZM54 147V148H55ZM133 147H135V146H133ZM132 147V148H133ZM155 147H157V146H155ZM202 147V146H201ZM221 147H223L224 148V146H221ZM226 147V146H225ZM241 147V146H240ZM250 147V146H249ZM257 147V146H256ZM255 147V148H256ZM259 147H257V148H259ZM36 148V147H35ZM50 148V147H49ZM53 148V149H54ZM129 148H131V147H129ZM139 149H141L142 150V148H143V146H142V148H141V144H140V147H138ZM239 148V147H238ZM237 148V149H238ZM26 149V148H25ZM33 149V148H32ZM44 149V148H43ZM135 149H137V148H135ZM134 149V150H135ZM149 149V148H148ZM153 149H154V147H153ZM152 149V151H154ZM157 149V151L160 149H158V147L156 148ZM236 149V148H235ZM236 149V150H237ZM22 150H24V149H22ZM35 150V149H34ZM61 150V151H60ZM65 150H68L70 153H69V155H66V157L64 156V151ZM161 150V149H160ZM170 150V151H169ZM225 150H226V148H225ZM234 150V149H233ZM240 150H241V148H240ZM43 151H45V149L43 150ZM128 151V150H127ZM131 151V150H130ZM145 151V150H144ZM150 151H151V149H150ZM157 151H156V154H158V156L159 155H161L162 154V152L161 151H159V153L161 152V154H159V153H157ZM162 151H164V150H162ZM167 151H165L164 153H167ZM217 151H219V150H217ZM221 151V150H220ZM235 151V150H234ZM238 151V150H237ZM243 151V150H242ZM253 151V150H252ZM24 152V151H23ZM133 152V151H132ZM135 152V151H134ZM224 152V151H223ZM226 152V151H225ZM236 152V151H235ZM26 153V152H25ZM131 153V152H130ZM136 153H138L139 154V152L137 151ZM155 153V151L154 152H152V153H149V151L147 152V154H154ZM203 152H201V154H202ZM205 153V152H204ZM216 153H218V152H216ZM233 153V152H232ZM247 153V152H246ZM254 153V152H253ZM252 153V154H253ZM135 154V153H134ZM146 154V155H147ZM168 154V153H167ZM205 154H208V153H205ZM220 154H221V152H220ZM220 154H219V156H218V154H217V157L219 158L220 157ZM224 154V153H223ZM236 154V153H235ZM240 154H241V152H240ZM259 154V153H258ZM123 155V156H122ZM133 155V154H132ZM131 155V156H132ZM137 155V154H136ZM140 155H142V153L140 154ZM162 155H164V154H162ZM197 155V154H196ZM254 155V154H253ZM126 156V155H125ZM131 156H130V158H131ZM138 156V155H137ZM147 156H149V155H147ZM152 156V155H151ZM157 156V155H156ZM165 156L167 157V155L165 154ZM244 156V155H243ZM256 156V155H255ZM254 156V157H255ZM123 159H122V158ZM140 157H142V156H140ZM140 157H139V159H140ZM154 157H155V155H154ZM152 158L153 159V161H154V159H156V157L155 158ZM161 157V156H160ZM168 157H170V156H168ZM173 157V158H174ZM211 157V158H212ZM215 157V156H214ZM240 157V156H239ZM260 157V156H259ZM41 158V157H40ZM146 158V157H145ZM144 158V159H145ZM151 158H147V159H151ZM157 158H159V157H157ZM163 158L165 159V157L163 156L162 157V160H163ZM229 158V157H228ZM235 158V157H234ZM261 158V157H260ZM260 158H259V160H260ZM133 159H135L134 158V155H133ZM142 159H143V157H142ZM141 159V160H142ZM167 159V158H166ZM170 159V158H169ZM169 159H167V160H169ZM220 160H222L223 159V157L222 158H219ZM219 159H217L218 160V162H219V164L221 165V164H223V163H226V162H223V163H220V161H219ZM227 159V158H226ZM226 159H224V160H226ZM240 159V158H239ZM243 159V158H242ZM245 159V158H244ZM248 159V158H247ZM44 160V159H43ZM124 160V161H125ZM130 160H132V159H130ZM130 160H128L129 162H130ZM137 160V159H136ZM166 160V161H167ZM188 160H191V159H188ZM223 160V161H224ZM258 160V161H259ZM124 161H123V163H124ZM134 161L135 160H133V164H134ZM139 162H140V160H138ZM143 161L144 160H142V163H143ZM160 161V160H159ZM174 161V162H175ZM232 161V160H231ZM247 161V160H246ZM254 161V160H253ZM256 161V160H255ZM18 162V161H17ZM136 162V161H135ZM146 162H148V160H146ZM158 162V161H157ZM160 162H164V161H160ZM174 162H173V166H174ZM175 162V163H176ZM192 162V161H191ZM229 162V161H228ZM242 162V161H241ZM244 162V161H243ZM261 161H259V163H260ZM19 163V162H18ZM128 163V162H127ZM127 163H124V164H122V165H125V167H126V169L123 167H121L123 170L125 169V170H129L130 171V169H127ZM137 163V162H136ZM192 163H194V162H192ZM230 163V162H229ZM238 163H240V162H238ZM246 163H248L249 164V162L247 161ZM257 163V162H256ZM262 163V162H261ZM22 164V165H21ZM21 164H19L18 165V167L19 168H17V169H19L20 170V172L21 173H26V174H28V168H27V164H25V162H23V163H21ZM70 164V163H69ZM68 164V165H69ZM130 164H132L131 162H130ZM129 164V165H130ZM141 164V163H140ZM161 164V163H160ZM167 164V163H166ZM191 164V163H190ZM210 164V170H211V168H213V167H211V163H209ZM218 164V165H219ZM253 164V163H252ZM66 165H67V163H66ZM65 165V166H66ZM103 165H105V166H103ZM127 165V166H126ZM135 165V164H134ZM134 165H132V166H134ZM169 165H172L171 163L169 164ZM196 165V164H195ZM194 165V166H195ZM224 165V164H223ZM227 165V164H226ZM243 165V164H242ZM260 164H258V166H259ZM47 166V165H46ZM108 166V167H107ZM109 166H111L110 168H109ZM137 166V165H136ZM147 166V165H146ZM164 166V165H163ZM194 166H192V168L194 167ZM200 166H201V163H200ZM232 166V165H231ZM230 166V167H231ZM248 166V165H247ZM247 166H246V168H247ZM249 166H250V164H249ZM253 166V165H252ZM257 166V167H258ZM115 167V168H114ZM137 167H139V166H137ZM137 167H136V170H137ZM162 167V166H161ZM166 167V165L164 166V168ZM175 167V166H174ZM197 167V166H196ZM207 167V166H206ZM224 167H225V165H224ZM237 167V166H236ZM235 167V168H236ZM251 167V166H250ZM249 167V168H250ZM256 166H254V168H255ZM68 168V167H67ZM128 168H130V167H128ZM133 168V167H132ZM144 168V167H143ZM143 168H141L140 167V169H143ZM168 168V167H167ZM170 168H171V166H170ZM175 168V169H176ZM191 168V169H192ZM195 168V167H194ZM193 168V169H194ZM204 168V167H203ZM218 168V167H217ZM228 168V167H227ZM238 168H241V166L239 165L238 166ZM245 167H243V169H244ZM70 169V168H69ZM92 169V168H91ZM115 169H117V170H115ZM190 169V168H189ZM192 169V170H193ZM225 170H226V168H224ZM252 169V168H251ZM53 170V169H52ZM70 170H72V169H70ZM87 170V169H86ZM93 170V169H92ZM97 170V169H96ZM121 170V169H120ZM124 170V171H125ZM132 170V172H133V169H131ZM136 170H134V174H136L135 173V171ZM146 170H147V168H146ZM160 170V169H159ZM195 170V169H194ZM193 170V171H194ZM200 170V169H199ZM206 170V169H205ZM213 171H214V173H216L215 172V170L214 169H212ZM212 170L210 171V173H212ZM224 170V172L225 173H227L229 170L227 169V171H225ZM235 170V169H234ZM238 170V169H237ZM240 170V169H239ZM246 170V169H245ZM249 170V169H248ZM247 170V171H248ZM253 170H255V169H253ZM252 170V171H253ZM263 170V169H262ZM54 171V170H53ZM54 171V172H55ZM65 171V170H64ZM95 171V170H94ZM124 171H122L123 173H124ZM129 171H125V173L124 174H122V175H125L126 174V172H129ZM138 171V170H137ZM140 171V170H139ZM166 171H167V169H166ZM169 171H171L170 169H169ZM169 171H167V172H169ZM196 171H197V169H196ZM195 171V172H196ZM202 171V170H201ZM221 171H222V167H221ZM242 172L244 171V170H241ZM247 171H244V172H247ZM256 171H258V170H256ZM85 172V171H84ZM91 172V171H90ZM100 172V171H99ZM141 172H142V170H141ZM141 172H140V176H142L141 175ZM147 172V171H146ZM159 172V171H158ZM163 172V174L165 175L166 173H165V171H161L160 173H162ZM175 172V171H174ZM204 172V171H203ZM220 172V170L217 172L218 174H221V175H223L222 173H219ZM234 172V171H233ZM240 172V171H239ZM65 174H66V172H64ZM72 173V172H71ZM92 173V172H91ZM131 173V172H130ZM143 173H144V171H143ZM142 173V174H143ZM156 173V172H155ZM205 173H206V171H205ZM214 173H212L214 176H216V174H214ZM241 173V172H240ZM249 173V172H248ZM253 173V172H252ZM257 173V172H256ZM30 174V173H29ZM121 174V173H120ZM133 174V173H132ZM133 174V175H134ZM137 174H139V173H137ZM157 174H159V173H157ZM169 174V173H168ZM175 174V173H174ZM177 174V173H176ZM218 174H217V176H218ZM237 174V173H236ZM255 174V173H254ZM263 174H264V171H263ZM76 176H77V179H78V181L80 180V176H79V174H78V172H77V174H75ZM131 174H129L128 176L129 177H131L130 176ZM211 175V174H210ZM212 175V176H213ZM227 175H228V173H227ZM45 176V175H44ZM64 176V175H63ZM73 176V175H72ZM111 176H109V178L108 179H110V177ZM134 176H136L137 177V175H134ZM161 176H163V175H161ZM229 176V175H228ZM228 176H226L225 175V177H227V180H228V178H230V176L228 177ZM241 176V175H240ZM245 176H246V174H245ZM248 176V175H247ZM246 176V177H247ZM257 176V175H256ZM258 176H260V173H259V175ZM262 176H264V175H262ZM83 177V176H82ZM89 177L92 179V177H91V175H89ZM115 177V176H114ZM117 177V176H116ZM119 177V176H118ZM124 177V176H123ZM135 177V178H136ZM164 177V179H166ZM209 177H211V176H209ZM237 177V176H236ZM252 177V176H251ZM250 177V178H251ZM13 178V177H12ZM52 178V177H51ZM120 178V177H119ZM140 178V177H139ZM139 178H137V179H139ZM143 178V177H142ZM167 178V179H168ZM198 178H200V177H198ZM214 178V177H213ZM213 178H212V180H213ZM215 178H217V177H215ZM237 178H239V177H237ZM237 178H235V179H237ZM248 178V177H247ZM253 178V177H252ZM257 178V177H256ZM261 178H263V177H261ZM23 179V178H22ZM63 179H64V177H63ZM116 179V178H115ZM134 179V178H133ZM133 179H131V180H133ZM197 179V180H196ZM225 178H222V180H224ZM242 179H245V178H242ZM249 179V178H248ZM259 179V178H258ZM12 180V179H11ZM72 180L73 179H71L70 180V183L72 182ZM90 180V179H89ZM122 180V179H121ZM226 180V179H225ZM226 180V181H227ZM230 180L231 179H229V182H230ZM245 180H247V179H245ZM77 181V182H78ZM92 181V180H91ZM117 181V180H116ZM130 181V180H129ZM147 181V180H146ZM161 181H162V179H161ZM213 181H215L217 184H218V180L216 179V180H213ZM212 181V182H213ZM232 181V180H231ZM252 181V180H251ZM62 182V181H61ZM113 182V181H112ZM111 182V183H112ZM133 182H134V180H133ZM139 182V181H138ZM142 182V181H141ZM164 182H165V180H164ZM206 182H208L207 184H205ZM237 182V181H236ZM239 182H241V181H239ZM242 182H243V180H242ZM247 183H248V181H246ZM249 182H250V180H249ZM257 182V181H256ZM13 183H14V181H13ZM95 183V182H94ZM204 183V185H202ZM226 183V182H225ZM233 183H235V182H233ZM255 183V182H254ZM258 183H260L259 181H258ZM258 183H256V184H258ZM74 184V183H73ZM87 184H89V181H88V183ZM92 184V183H91ZM147 184V183H146ZM161 184V183H160ZM222 184V183H221ZM237 184H238V182L236 183V186H237ZM241 184V183H240ZM255 184V185H256ZM8 185H10V184H8ZM82 185V184H81ZM132 185V184H131ZM156 185V184H155ZM162 185V184H161ZM161 185H159L160 187H161ZM209 185L212 187V183L210 182L209 183ZM209 185H208V187H209ZM250 185V184H249ZM249 185H244L243 186V184L241 185V187L243 186L244 188L245 187H248L249 188V191H248V189L246 188V191H248V192H250L251 190H253L254 188V184L253 183H251V185L250 186H253V187H249ZM88 186V185H87ZM135 186V185H134ZM216 186V185H215ZM227 186V184L225 185V188H228V187H226ZM240 186V185H239ZM258 186H259V184H258ZM13 187V186H12ZM71 187V186H70ZM119 187V186H118ZM124 187V186H123ZM155 187V186H154ZM205 187V188H204ZM224 187V186H223ZM229 187H230V185H229ZM238 187V186H237ZM236 187V188H237ZM21 188V187H20ZM73 188V187H72ZM76 188V187H75ZM97 188V187H96ZM103 188V187H102ZM140 188V187H139ZM147 188V187H146ZM146 188H145V190H146ZM217 188V187H216ZM216 188L214 189H212V191L214 190V191H216ZM253 188V189H252ZM263 190H264V187H263V185H262V187H261ZM87 189H88V187H86V192H87ZM143 189V188H142ZM224 188H222V190H223ZM240 189H242V188H240ZM262 189H260V191L262 190ZM70 190V189H69ZM100 190V189H99ZM160 190H161V188H160ZM218 190V189H217ZM225 190V189H224ZM227 190H230L231 191V189H227ZM237 190V189H236ZM236 190L234 191V192H236ZM254 190H259V189H254ZM253 190V191H254ZM261 191V192H264V191ZM19 191V190H18ZM110 191H115L114 190V187H112L111 186V184L109 185V186H107V188L105 189V191H102V193H100V196H103V200H106V199H109L110 198ZM121 191V190H120ZM142 191V190H141ZM213 191V193H215ZM230 191H228V193H231ZM238 191V190H237ZM252 191V192H253ZM123 192V191H122ZM159 192V191H158ZM225 192H226V190H225ZM225 192H221V193H225ZM241 192V191H240ZM239 192V193H240ZM242 192H243V189H242ZM247 192V193H248ZM260 192V193H261ZM18 193V192H17ZM77 193H79V191H77ZM244 193V192H243ZM256 193V192H255ZM22 194V193H21ZM70 194V193H69ZM94 194V193H93ZM103 194V195H102ZM138 194H139V192H138ZM227 194V193H226ZM225 194V195H226ZM249 194H251V193H248V195ZM262 195H264V193H261ZM260 194V195H261ZM23 195V194H22ZM128 195V194H127ZM143 195L144 194H142L141 196L143 197ZM221 195V194H220ZM224 195V194H223ZM255 195V194H254ZM99 196V197H100ZM130 196V193H129V195L127 196V197H129ZM151 196V195H150ZM157 196V195H156ZM216 197L215 198V200H216V204L214 203L215 201H213L214 199H213V197ZM222 196V195H221ZM237 196V197H236ZM250 196V195H249ZM24 197V196H23ZM64 197V196H63ZM136 197V196H135ZM147 197V196H146ZM145 197V198H146ZM153 197V196H152ZM227 197V196H226ZM245 197V196H244ZM263 197V196H262ZM122 198H123V196H122ZM132 198H134L133 196L132 197H130V201H131V199ZM139 198H141V197H139ZM139 198H135V199H132V201H136L137 199H139ZM160 198H162V196H160ZM212 198V199H211ZM222 198V199H221ZM249 198V197H248ZM260 198V197H259ZM126 199H128V198H126ZM212 201H211V200ZM264 199V198H263ZM25 200V199H24ZM43 200V199H42ZM102 200V199H101ZM140 200H142V198L140 199ZM149 200V199H148ZM147 200V201H148ZM228 200V201H229ZM23 201V200H22ZM38 201V200H37ZM119 201V200H118ZM128 201V200H127ZM130 201H129V203H130ZM143 201V200H142ZM144 201H145V199H144ZM228 201H227V204H228ZM231 201H229L230 202V204L232 203L233 204V202H231ZM254 201V200H253ZM256 201V200H255ZM254 201V202H255ZM44 202V201H43ZM71 202V201H70ZM73 202V201H72ZM87 202V204L90 206H88L89 207V209L91 208V206L93 207L94 206V204L95 203H97V201H96V195H93L92 197H88V200L86 201ZM114 202V201H113ZM126 202V201H125ZM124 202V203H125ZM146 202V201H145ZM144 202V203H145ZM225 202V203H224ZM238 202V203H239ZM250 202V201H249ZM248 202V203H249ZM261 202V201H260ZM36 203V202H35ZM39 203V202H38ZM134 203V202H133ZM143 203V204H144ZM257 203H258V201H257ZM23 204V203H22ZM46 204V203H45ZM58 204V203H57ZM56 204V205H57ZM114 204V203H113ZM113 204H110V205H113ZM126 204V203H125ZM142 204V205H143ZM146 204V203H145ZM230 204L229 205H226V206H230ZM254 204V203H253ZM49 205V204H48ZM73 205V204H72ZM115 205V204H114ZM120 205V204H119ZM122 205V204H121ZM133 205V204H132ZM131 205V206H132ZM142 205H141V207H142ZM149 205H150V203H149ZM213 205L215 206V209H213ZM235 206H236V204H234ZM238 205V204H237ZM246 206L245 207H247L248 208V205L247 204H245ZM257 205V204H256ZM39 206H42L41 205V201H40V205ZM45 206V205H44ZM61 206V205H60ZM63 206V205H62ZM82 206H84V205H82ZM86 206V205H85ZM123 206V205H122ZM156 206H155V208H156ZM162 206V205H161ZM239 206V205H238ZM67 207V206H66ZM109 207V206H108ZM117 207H118V205H117ZM116 207V208H117ZM137 207H138V209H137ZM146 207H147V204H146ZM151 207V206H150ZM231 207V206H230ZM35 208H36V206H35ZM42 208V207H41ZM40 208V209H41ZM46 208V207H45ZM44 208V209H45ZM54 208V207H53ZM94 208V207H93ZM101 208V207H100ZM113 208H115V206L113 207ZM113 208H110V209H113ZM115 208V209H116ZM122 208H124V206L122 207ZM121 208V209H122ZM134 208H136V209H134ZM149 208V207H148ZM147 208V209H148ZM151 208H153V207H151ZM161 208V209H160ZM162 208L163 209H165L162 213H161V211H162ZM246 208V209H247ZM263 208V209H262ZM28 209V208H27ZM61 209V208H60ZM88 209V208H87ZM96 209V208H95ZM108 210V211H111V210ZM120 209V210H121ZM142 209H144L143 207H142ZM146 209V208H145ZM220 211V213H218V210ZM231 209H234V208H231ZM244 209V208H243ZM29 210V209H28ZM54 210V209H53ZM74 210V209H73ZM106 210V209H105ZM116 210H118V209H116ZM119 210V211H120ZM122 210V212L124 213V211ZM127 210V211H126ZM152 210V209H151ZM159 210H160V213H159ZM252 210V209H251ZM43 211V210H42ZM45 212H46V209L44 210ZM48 211V210H47ZM77 211V210H76ZM75 211V212H76ZM81 211V210H80ZM93 211V210H92ZM137 211V212H136ZM228 211V210H227ZM245 211H247V210H245ZM28 212V211H27ZM32 212V211H31ZM44 212V213H45ZM82 212V211H81ZM87 212H89V210L87 211ZM99 212V211H98ZM115 212V211H114ZM113 211H112V213H114ZM121 212V213H122ZM230 212V211H229ZM237 212V213H236ZM25 213V212H24ZM38 213V212H37ZM42 213V212H41ZM40 212H39V214H41ZM101 213V212H100ZM107 212H105V214H106ZM110 213V215H111V217L113 216V214L111 213V212H109ZM116 213H119L118 211H116ZM122 213V214H123ZM143 213H145V212H143ZM143 213H141V215L143 214ZM175 213V214H174ZM176 213H177V215H178V223H177V225L175 224V220L171 223V221H172V218H174V216L176 215ZM239 213V214H238ZM21 214V213H20ZM28 214V213H27ZM34 214H36V213H34ZM78 214V213H77ZM98 214V213H97ZM125 214H124V216H125ZM136 214H137V216H136ZM227 214V213H226ZM238 214V215H237ZM30 215V214H29ZM32 215V214H31ZM73 215V214H72ZM89 215V214H88ZM91 215V214H90ZM94 215V214H93ZM103 215V214H102ZM106 215H108V213L106 214ZM109 215V216H110ZM118 215H121V214H118ZM136 217H135V216ZM140 215V214H139ZM162 215H167V217H168V219H162ZM228 215V214H227ZM241 215V216H240ZM248 215V216H247ZM25 216V215H24ZM45 216V215H44ZM74 216V215H73ZM76 216V215H75ZM80 216V215H79ZM83 216H84V213H83ZM97 216V215H96ZM103 216H105V215H103ZM127 216V215H126ZM143 216H144V214L142 215V218H143ZM221 216L223 217V214H221ZM220 216V217H221ZM37 217V216H36ZM45 217H47V216H45ZM59 217H61V216H59ZM92 217V216H91ZM121 217V219L122 218H125V217H122V215L120 216ZM166 217V216H165ZM245 217V218H244ZM247 217V218H246ZM54 218H55V216H54ZM90 218V217H89ZM110 218V217H109ZM139 218H141V216H139ZM141 218V219H142ZM176 218V217H175ZM39 219V218H38ZM56 219V218H55ZM55 219H53V225H55L56 223H59L58 221L60 220V218H58V221L56 222V220ZM87 219V218H86ZM107 219H108V217H107ZM113 219V218H112ZM232 219V218H231ZM26 220H28V219H26ZM55 220V221H54ZM123 220V219H122ZM125 220V219H124ZM140 220V219H139ZM23 221V220H22ZM51 221V220H50ZM119 221V220H118ZM28 222V221H27ZM49 222V221H48ZM56 222V223H55ZM117 222V221H116ZM26 223V222H25ZM74 223V222H73ZM72 223V224H73ZM88 223V222H87ZM114 223V222H113ZM113 223H112V225H113ZM174 223V225H176V226H172V224ZM28 224V223H27ZM64 224V223H63ZM71 224V223H70ZM93 224V223H92ZM102 224V223H101ZM110 224V223H109ZM11 225H13V224H11ZM25 225V224H24ZM46 225V224H45ZM59 225V224H58ZM75 225V224H74ZM81 225V224H80ZM83 225V224H82ZM82 225H81V227H82ZM96 225V224H95ZM111 225V224H110ZM111 225V226H112ZM117 225V224H116ZM119 225V224H118ZM124 225V224H123ZM9 226V225H8ZM27 226V225H26ZM56 226V225H55ZM67 226V225H66ZM71 226V225H70ZM69 226V227H70ZM77 226H78V224H77ZM83 226H86V225H83ZM87 226H89V225H87ZM104 227H105V225H103ZM29 227V226H28ZM49 227V226H48ZM52 227V226H51ZM63 227V226H62ZM72 227V226H71ZM79 227V226H78ZM115 227V226H114ZM58 228V227H57ZM102 228V227H101ZM106 228V227H105ZM129 228V227H128ZM132 228V227H131ZM28 229V228H27ZM45 229V228H44ZM54 229V228H53ZM115 229V228H114ZM120 229V228H119ZM238 229H240V230H238ZM50 230V229H49ZM67 230V229H66ZM79 230H81L80 228H79ZM78 230V231H79ZM128 230V229H127ZM55 231V230H54ZM65 231V230H64ZM64 231H63V233H64ZM73 231V230H72ZM84 231V230H83ZM82 231V232H83ZM102 231V230H101ZM130 231V230H129ZM42 232H43V229H42ZM70 232V231H69ZM86 232V231H85ZM106 232V231H105ZM116 232V231H115ZM135 232V233H136ZM8 233V232H7ZM47 233V232H46ZM68 233V232H67ZM131 233V234H132ZM231 233H233L234 235H232ZM66 234V233H65ZM103 234V233H102ZM112 234V233H111ZM123 233H121V234H119V236L118 235H116L115 234V236H118V238H120L121 237V235H122ZM0 235H4V234H1L0 233ZM64 235V234H63ZM71 235V234H70ZM70 235H69V237H70ZM80 235V234H79ZM109 235V234H108ZM128 235V234H127ZM4 236H6V238L5 239H7L8 240V243H10L11 241H12V236H11V234L9 233V234H5ZM53 236V235H52ZM52 236H51V238H52ZM81 236V235H80ZM79 236V237H80ZM49 237V236H48ZM47 237V238H48ZM59 237H60V235H59ZM64 237V236H63ZM63 237H61V238H63ZM69 237H67V239L69 238ZM77 237V236H76ZM76 237H73L74 239L76 238ZM78 237V238H79ZM123 237H124V235H123ZM128 238H130L129 236H127ZM60 238V239H61ZM77 238V239H78ZM125 238H126V236H125ZM49 239V238H48ZM56 239V238H55ZM54 239V240H55ZM91 239V238H90ZM111 239V238H110ZM116 239V238H115ZM123 239V238H122ZM132 238H130V240H131ZM45 240V239H44ZM124 240V239H123ZM123 240H121V244H122V241ZM147 240H151V241H149L150 243H152L153 242V244L154 245H152L151 244V246H150V244H148L149 245V247L146 245L147 244ZM52 241V240H51ZM63 241H64V239H63ZM76 241V240H75ZM101 241V240H100ZM107 241H109V240H107ZM128 241V240H127ZM127 241H125V242H127ZM146 241V242H145ZM47 242H50V241H47ZM61 242V241H60ZM113 242V241H112ZM44 243H46V241L44 242ZM59 243V242H58ZM95 243V242H94ZM105 243V242H104ZM114 243H115V241H114ZM43 244V243H42ZM57 244V243H56ZM67 244V243H66ZM100 244V243H99ZM119 244H120V239H119ZM120 244V245H121ZM123 244H124V242H123ZM139 244V245H138ZM53 245V244H52ZM58 245V244H57ZM63 245V244H62ZM61 245V246H62ZM103 245V244H102ZM106 245V244H105ZM104 245V246H105ZM117 246H118V244H116ZM119 245V246H120ZM144 245H146V246H144ZM27 246V245H26ZM98 246H100V245H98ZM118 246V247H119ZM122 246V245H121ZM125 246V245H124ZM124 246H122L121 248H123ZM46 247V246H45ZM93 247V246H92ZM30 248V247H29ZM63 248V247H62ZM88 248V247H87ZM86 248V249H87ZM112 248V249H111ZM131 248V249H130ZM51 249V248H50ZM53 249V248H52ZM51 249V250H52ZM74 249V248H73ZM137 249H139V250H141V252L142 251H144V258H143V256L141 257V255H140V257H139V254H137V252L139 251V250H137ZM59 250V249H58ZM62 250V249H61ZM91 250V249H90ZM95 250V249H94ZM115 250H117L116 252H115ZM44 251V250H43ZM53 251V250H52ZM70 251V250H69ZM84 251V250H83ZM96 251V250H95ZM24 252H26V251H24ZM36 252V251H35ZM57 252V251H56ZM30 253V252H29ZM43 253H45V252H43ZM50 253H52V252H50ZM54 253V252H53ZM52 253V254H53ZM62 253H63V250H62ZM65 253V252H64ZM83 253V252H82ZM95 253V252H94ZM124 253H126V255H132V256H130V258H125V254ZM20 254V253H19ZM26 254V253H25ZM38 254V253H37ZM46 254V253H45ZM66 254V253H65ZM68 254V253H67ZM109 254V255H108ZM137 254V255H136ZM141 254V253H140ZM58 255V254H57ZM63 255V254H62ZM90 255V254H89ZM108 255V256H107ZM29 256V255H28ZM40 256V255H39ZM51 256V255H50ZM54 256H56V254L54 255ZM60 256V255H59ZM95 256V255H94ZM45 257H47L46 255H45ZM52 257V256H51ZM66 257H68V256H66ZM26 258H27V256H26ZM35 258V257H34ZM55 258H57V256L55 257ZM58 258H60V257H58ZM65 257H63L62 259H64ZM142 258V259H141ZM24 259H25V257H24ZM38 259H39V257H38ZM40 259H42V258H40ZM69 259V258H68ZM70 259H72L71 257H70ZM74 259H75V257H74ZM93 259V258H92ZM102 259H105V258H102ZM48 260V259H47ZM60 260V259H59ZM66 260H67V258H66ZM97 260V259H96ZM107 260V259H106ZM105 260V261H106ZM40 261V260H39ZM50 261V260H49ZM57 261V260H56ZM92 261V260H91ZM37 262V261H36ZM86 262H87V260H86ZM108 262V261H107ZM106 262V263H107ZM38 263V262H37ZM36 263V264H37ZM59 263V262H58ZM62 263H64V262H62ZM70 263V262H69ZM72 263V262H71ZM75 263V262H74ZM76 263H78V262H76ZM88 263V262H87ZM65 264H67V263H65ZM90 264H92L91 262H90ZM101 264H102V262H101Z\"/></svg>","mask_w":264,"mask_h":264}]
</instances>
